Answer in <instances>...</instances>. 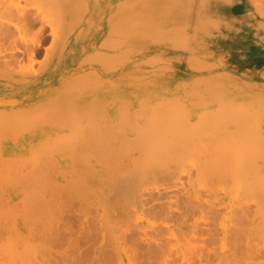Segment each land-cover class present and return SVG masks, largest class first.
<instances>
[{"label":"bare ground","instance_id":"bare-ground-1","mask_svg":"<svg viewBox=\"0 0 264 264\" xmlns=\"http://www.w3.org/2000/svg\"><path fill=\"white\" fill-rule=\"evenodd\" d=\"M7 1L8 0H3V2H1L0 1V3H3L4 4V2H6L7 3ZM15 1V0H14ZM13 0L11 1V2H14ZM21 1H23V0H21ZM26 1V0H25ZM24 1V2H25ZM31 0H29V1H26L27 3L28 2H30ZM35 1H36V4H35ZM42 1L43 0H41V2H40V0H32L31 2H33L32 4H30V3H25L26 5H25V7H27V11L28 12H25V9H23V8H25L23 5H24V2H23V4H22V6H21V9H23L22 11H21V13H28L29 14V7H28V5L30 6V10H32V11H34V8L33 7H35L37 10L39 9L40 10V8L42 7V8H44V9H46V7H44V5H42L43 3H42ZM115 1L116 0H46V2L49 4L48 6L49 7H53V6H55L54 7V9L52 8V10L51 11H54L53 13H58V11L59 10H57L56 11V8L58 7V9H60V7H61V9H60V11H59V13H61V14H63V17H65L67 14H68V12L70 11L71 13L69 14V15H71V14H73L74 15V13H76V15H74V18L75 19H73L72 21L74 22V24H72V21H67L66 19H65V21H64V23H62L61 21H63V20H60L61 18H58L57 20H55L54 22H56L55 24L57 25H59L60 26V24H62V25H64L63 27H61L60 26V28H63V30H61L60 29V32H59V34L61 33V35H60V37H58V38H60V39H58V42H62V40H63V43H61L60 42V46L57 44V43H54L55 41L54 40H52L54 37H55V33L54 32H50L51 30H49L48 31V27H49V22H46V24L48 25V27L46 26V24H45V22H44V20H45V17L42 19V20H40V18L39 19H37V18H35V16L38 14L37 13V11L35 10V12L37 13H35L34 12V14H36L33 18L31 17V16H29V15H25L24 13H23V15H21L20 14V16L18 15V10H20V7H18V6H20V5H18V6H16V5H14V7H12V6H7V5H1L0 4V41H2V43H0V56L1 57H3L2 59H1V57H0V94H13V93H15V91H17V93H20V92H22V90H24V88H22L20 85H16V86H7V85H4V84H2V81L3 80H5L6 78H11V80L14 82H16L17 80H21L22 82H24V81H27V79L25 80L24 78L26 77V75H27V72L28 71H30L29 69L28 70H26L27 69V66H29L32 62H33V60L36 58V57H38V55H39V53H41L40 52V48H42V46L44 45L43 44V41H44V39L43 38H45V36L47 35H49V40L51 41V44H49V45H52V46H49V47H45L44 46V48H46L44 51L48 54H46L44 51H42V53L44 54V59H45V55H46V59H47V63H49V61L51 60V55H50V53L51 54H54V56H55V54H56V56L58 55V52L57 53H53V50L54 51H58V50H55L54 49V47H56V44L59 46H57L56 48L57 49H59L60 47V50H61V53H60V50H59V56L62 58V60H66V61H70L73 57H74V55H75V51H76V49L78 48V46H77V44L78 43H80V41L83 39V35H85L86 34V30H87V26H89L90 27V19H88V20H86V17H87V14L88 13H90L91 15H97L100 19H99V31L100 32H102V25H103V23H108V34L106 33V35L108 36H99V41L101 42V44H102V46L104 45V43H107V44H105V49H104V51H101V52H99V51H94V52H99V53H97L96 54V56H97V59L99 60V64L101 63V65H99V66H102L104 63H106V66H107V68H105V67H103L105 70H107L108 69V67L110 68V69H108L112 74H113V76H110V78L107 80V82H106V86L110 89V91L112 92V94L110 95V102H109V99H106L104 102V105L99 109V110H101V111H99L98 113H99V116L97 115V118L99 119V120H96L95 118V120H91L90 118V120H91V122L92 121H94V123L97 125V124H99V122L101 121V120H103L104 119V117L103 116H107V114H108V117H109V114L110 115H116L117 113H120L121 112V109H117V107H118V103H119V98H118V96H117V89H118V81H117V69H118V67H121L123 64H124V62H123V64H121V65H119L118 66V59H120V58H118V56L119 55H123V54H121V52L122 51H120V54L118 55V52H117V45L119 44L120 45V43L122 44L123 42H125L126 44H124V45H126V47L128 46V48H126L127 49V51L126 50H123V52H124V57H125V52H127V53H129V52H133L132 50H134V49H130L131 47H132V45H130V47H129V44L128 43H132V41H131V38L132 39H139V35L140 34H138V36H135V35H137V33H139V30H140V32L141 31H143V32H145L144 34H147V35H145V37L147 36V38L152 34V32L150 33V31H154L153 29H147L148 27H150V24H148V22L149 21H151L152 19H154V16L155 17H157V18H159L160 16H162L161 18L163 19H161V20H159L158 22H157V20L156 21H154V20H152L151 22L153 23H157L158 25H159V22H160V25H161V23L162 24H164V21H168V20H170V21H168V22H171V23H169V27L168 28H170L171 26V29L173 28L174 29V27L175 28H177V31H178V29H179V27L181 28V34L177 37L176 35L175 36H172V38H169V40L167 41V43H169V41L171 42V43H173V41L175 40L174 38L176 37V38H178V42H180V46L181 47H183L184 48V50H182V52H185V54L187 55L186 57L185 56H183V57H181L180 56V52H178L177 50H176V48H175V46L173 45V44H171V46L172 47H170L169 45L170 44H167L169 47H160V46H153V48H152V52H153V54L155 55V57H156V60H157V63H159V65L160 66H158V67H155V68H159V67H161L160 69H162V73H164V74H166V76H168V77H170V76H172L173 75V73L175 72V70H177L178 68H180L181 67V59L183 58V62L184 63H190V62H192V61H189V60H191L190 58H193L192 60H197V57L199 58H203L204 60H203V62H200V61H197L198 63H194V64H198V65H196L197 67H195V66H193L191 69L192 70H194L195 68V70L194 71H196V70H199V68H200V70L199 71H203L204 69H207L206 67H203V66H208V67H211L212 66V68H213V66H217L218 67V69L221 71V73L220 72H218V73H220V76L223 74L224 76L225 75H227V76H231L233 79H235V80H246V81H257V80H260L262 77L264 78V0H167L166 2L168 3V7H166V5H164L163 7H162V5H160L161 7V10H162V8H164V7H166L165 9H163L164 10V15L166 14V12L167 11H170L168 14H166L165 16L164 15H162L163 13V10L161 11L160 10V8H159V6L158 7H156V9L157 8H159V10H160V12L162 13V14H160L159 13V11L158 10H156V11H158V13L156 12L155 13V11H154V14H152V12H151V10H150V15H153V16H150L148 13H146L145 11H148L149 10V8H151V6L148 4V2H146L145 4H143L142 3V6H141V4H140V8H141V10H144V8L145 9H148V10H145V11H141L140 10V8H139V10L138 9H136L137 11V13H138V11H139V15H137V13L135 14V13H132L131 15L133 16L134 14L135 15H137V17H141V16H143L144 15V12H145V14H148V15H146V17L147 18H145L143 21H140V22H142V23H139L138 21V24L136 23V25L138 26L139 24L140 25H142V29H136V30H138V31H134V29H135V27H133L134 25L133 24H135L134 22L135 21H133V23H132V21H131V23L130 24H132V30L134 31V34H133V31L131 30H129L128 29V27L127 26H129V25H127V24H129V22H127V17H128V15H127V17H126V19H125V17L124 16H120V18H119V16H118V11L119 10H116L115 8L111 11V12H109L108 14H107V16H106V20L104 19V15H105V13H106V8H105V4L106 5H108L109 4V2H112V3H115ZM122 1V0H121ZM137 1V0H136ZM139 1V0H138ZM137 1V5H138V3H140V2H138ZM10 2V1H9ZM16 2H18V0H16ZM39 2V3H38ZM126 2H127V0L126 1H124V4H126ZM135 2V1H134ZM20 3V2H19ZM69 4V5H67V7L69 6V7H72L74 10H73V13H72V10H69L68 8H66V4ZM119 3V2H118ZM121 3H123V2H121ZM129 3V2H128ZM13 4H15V3H13ZM17 4V3H16ZM39 4L41 5V7H39ZM56 4V5H55ZM120 4V3H119ZM124 4L122 5L123 7H121L120 5H117V6H120V8H122V9H126V11H128V9L133 5H130V7L128 8V6H127V8H126V6H124ZM155 4V3H154ZM154 4L152 5V8H153V10H154V7L156 6H154ZM51 5V6H50ZM134 5H136V3H134ZM145 5H147L148 7L146 8V6ZM32 6V7H31ZM116 6V8H118ZM145 6V7H144ZM150 6V7H149ZM18 9H17V8ZM144 7V8H143ZM32 8V9H31ZM131 8H133V6L131 7ZM143 8V9H142ZM44 9H41L42 11L44 10ZM122 9H120V10H122ZM124 9V10H125ZM38 10V11H39ZM40 10V11H41ZM123 10V11H124ZM40 11H39V15L41 14L40 13ZM74 11H77V12H74ZM171 11L172 12H176L178 15V17L180 18V20H179V23H177L176 21H178V17H177V19H167L168 17L170 18V16L172 15V13H171ZM121 11H119V13H120ZM125 12V11H124ZM130 12V11H129ZM140 12H143V15H142V13L140 14ZM20 13V12H19ZM33 13V12H32ZM32 15V14H31ZM57 15H59V14H57ZM72 15V16H73ZM130 15V16H131ZM134 15V16H135ZM160 15V16H159ZM26 16H28V17H26ZM76 16V17H75ZM131 16V17H132ZM175 16V15H174ZM18 17H22L21 18V21H23V23L21 22V27H20V25L19 26H17L18 25V23H16V21H18ZM24 17V18H23ZM26 17V18H25ZM30 17H31V19H30ZM152 18V19H150V18ZM165 17H166V20H165ZM35 18V19H34ZM72 18V17H71ZM122 18H123V20H125V21H123L122 20ZM25 19V20H24ZM37 19V20H36ZM56 19V18H55ZM76 19H77V23H76V25H75V21H76ZM133 19V18H132ZM150 19V20H149ZM39 20L41 21V23H39V24H41V26L38 24V22H39ZM120 20H122V21H120ZM149 20V21H148ZM61 22V23H59V22ZM67 21V22H66ZM106 21V22H105ZM162 21V22H161ZM121 22H122V24H121ZM125 24H124V23ZM145 22V23H144ZM156 23H155V25H156ZM167 22H165V25H162V28H163V26H165L166 27V24ZM175 23V24H174ZM20 24V23H19ZM149 26H148V25ZM172 24V25H171ZM173 24H174V27H173ZM176 24H179V26H176ZM44 25V26H43ZM75 26V29H77V31L78 32H80V34H78L77 36H76V38L72 41V42H70L69 44H65V42L67 41V40H65V38L64 39H62L61 40V36H62V34H63V37H65L66 35V33H67V31H73L74 30V27L72 28V26ZM121 25H125L124 27H122ZM144 25L147 27V28H145L144 27ZM46 26V28L44 29L43 27H45ZM68 26V27H67ZM64 27H65V29H64ZM69 27H71V29H69ZM119 28V30H118V28ZM127 27V28H126ZM139 27V26H138ZM161 27V26H160ZM20 28H22V29H20ZM67 28H68V30H67ZM121 28V29H120ZM122 28H124V31H123V29ZM129 28H130V26H129ZM134 28V29H133ZM144 28L145 29H147L148 30V32L149 33H146L147 32V30L146 31H144ZM150 28H152V27H150ZM24 29V30H23ZM50 29H51V27H50ZM73 29V30H72ZM127 29L129 30V32H126L127 31ZM26 30L28 31V33H29V35H28V33L26 32ZM45 30H47L48 31V33H47V31H46V33H43V32H45ZM65 30H67V31H65ZM119 32H118V31ZM164 30H165V28H164ZM180 30V29H179ZM63 33H62V32ZM123 31V32H122ZM169 31H172V30H169ZM174 31V30H173ZM135 32H137V33H135ZM70 33V32H69ZM119 34V35H117V34ZM154 33H157V32H153V35L155 36V34ZM21 34L22 35H24V37L23 38H25L26 36H28L29 37V39L26 37L25 38V40L23 39H21L22 37H21ZM58 34V35H59ZM68 34V33H67ZM127 34H128V37L130 38H126V36H127ZM143 34V35H144ZM148 34H150V35H148ZM57 35V36H58ZM69 35V34H68ZM121 35V36H120ZM123 35H126V36H123ZM131 35V36H130ZM132 35H133V37H132ZM152 35V36H153ZM168 35V37H169V34H167ZM171 35H173V34H171ZM79 36V37H78ZM121 37V39H120V37ZM135 36V37H134ZM152 36H150L151 38H152ZM21 37V38H20ZM31 37V38H30ZM62 37V38H63ZM67 37V36H66ZM138 37V38H137ZM157 37H158V40H157ZM122 38H124V39H122ZM150 38V39H151ZM159 38H160V40H159ZM46 39V38H45ZM129 40V42L127 41V40ZM149 39V40H150ZM152 39H154L153 41L155 42V44H157V43H159L160 41L161 42H163L165 39L164 38H161L159 35L158 36H156V37H154V38H152ZM156 39V40H155ZM163 39V40H162ZM174 39V40H173ZM18 40V41H17ZM28 40V41H27ZM65 40V41H64ZM117 40H118V43H117ZM173 40V41H172ZM4 41V42H3ZM19 41L20 42H22V41H24V42H22V43H24L25 44V42H26V44L24 45V44H21V43H19ZM48 41V40H47ZM56 41H57V39H56ZM159 41V42H158ZM175 41H177V39L175 40ZM174 41V42H175ZM19 44H18V43ZM44 42H46V40L44 41ZM52 42H53V44H52ZM68 42V41H67ZM66 42V43H67ZM128 42V43H127ZM139 42H142V41H139ZM157 42V43H156ZM4 43H6L5 45H4ZM16 43V44H15ZM50 43V42H49ZM133 43H135L134 41H133ZM143 43L145 44L146 42L145 41H143ZM148 43V42H147ZM164 44H166V40H165V42H163ZM2 44V45H1ZM24 45V47H23V50H20L19 52L18 51H14L13 49L14 48H16V47H18L19 45ZM43 44V45H42ZM47 44H48V42H47ZM47 44H45V45H47ZM61 44H63V47H62V45ZM101 44H99V45H101ZM117 44V45H116ZM144 44H140V46H138L139 44H137V46L138 47H135L136 48V50H137V48H138V50L140 51L141 49H139L140 47H142V48H145L146 49V47L144 46ZM149 44V43H148ZM152 44H153V42H152ZM160 44V43H159ZM8 45H10V46H8ZM16 45V46H15ZM20 45V46H21ZM42 45V46H41ZM54 45V46H53ZM99 45H97L98 46V48H99ZM118 45V46H119ZM161 45H163V44H161ZM2 46H4L5 48H6V46L8 47V49H11V50H8L7 48L5 49L4 47L2 48V49H5V50H7L8 52L9 51H11V52H9V53H7L6 52V54H5V52H4V50H3V52H4V54H3V52L1 53V47ZM13 46H15V47H13ZM92 46H93V44H92ZM11 47V48H10ZM52 47H53V50H52ZM133 47H134V45H133ZM175 49H174V48ZM44 48H42V49H44ZM20 49H22V47H20ZM51 51H49V50ZM100 49H101V47H100ZM103 49V48H102ZM128 49H130L129 51H128ZM15 50H19V48L18 49H15ZM47 50V51H46ZM119 50H120V48H119ZM50 52V53H49ZM93 52V53H94ZM136 52V51H135ZM92 53V54H93ZM42 54V55H43ZM131 53H129V55H130ZM4 55H5V57H4ZM41 55V54H40ZM95 55V54H94ZM131 55H133V54H131ZM134 55H135V53H134ZM48 56V57H47ZM84 55L82 54L81 56H80V58L82 59V57H83ZM89 57H91L92 58V56H90V54H89ZM120 57V56H119ZM127 57H129V56H127ZM185 57V58H184ZM85 58H87V57H85ZM94 58L95 57H93L92 58V62H91V64H93V61H94ZM189 58V59H188ZM43 61H41L40 60V62L39 63H43V65H44V63H45V60L43 59V56H42V58H41ZM48 59H50L49 61H48ZM52 59H53V57H52ZM54 59H57V58H55L54 57ZM90 59V58H89ZM128 58H126V60H127ZM184 59H188V61L187 60H184ZM86 60H88V58L87 59H85V61ZM121 60V59H120ZM148 60H151L150 58L148 59ZM194 60V61H195ZM89 61H91V59L89 60ZM206 61V63H204ZM35 62V61H34ZM34 62L32 63V65H35L34 64ZM51 62V61H50ZM56 62V61H55ZM54 62V63H55ZM73 62H75L74 60H73ZM82 62L85 64V62H84V60L82 59ZM129 62H130V60H129ZM154 63H155V61H153ZM37 63V62H36ZM82 63V64H83ZM94 63H96L95 61H94ZM128 63V62H127ZM193 63V62H192ZM78 64H80V65H82L81 64V61L80 62H78ZM78 64L76 65V67H79L78 66ZM97 64V63H96ZM134 64V63H133ZM147 64H149L150 65V63H147ZM191 64V63H190ZM190 64H187V65H189V66H191ZM47 64L45 63V65L44 66H46ZM153 65V64H152ZM43 66V67H44ZM199 66V67H198ZM54 67V66H53ZM88 67V66H87ZM71 68L73 69V65L71 66ZM153 69V70H156V69ZM198 68V69H197ZM32 69H33V67H32ZM38 70V68H35V70ZM100 69L102 70V68L100 67ZM104 69L102 70V71H104ZM159 69V70H160ZM209 69H211V68H209ZM34 70V71H35ZM36 70V74L37 73H39L40 71H41V69H40V71L38 72ZM158 70V69H157ZM189 70V69H188ZM72 71V70H71ZM193 71V72H194ZM86 72V73H85ZM90 70H88V72L86 71V70H83L81 73H80V75H82V77L83 78H85V79H87V76H85V75H87V74H89L88 76H89V78L88 79H91L90 78V76L91 75H93V74H90ZM94 72V71H93ZM93 72H91V73H93ZM29 73H31V74H33L32 73V71L31 72H29ZM34 73V74H35ZM228 73V74H227ZM33 74V75H34ZM65 74H67V66H65V67H63V68H61V69H59L58 71H57V73L54 75V76H50V75H47V76H44V77H42V78H39L38 80H37V82L35 83V87L38 85V87L41 85V86H49V85H54L55 83H57V81H58V83L60 82L61 84L63 83V81H66L65 79H64V76H65ZM95 74H96V72H95ZM154 74H158V72L157 73H152V74H150V75H154ZM186 74V73H185ZM230 74V75H229ZM188 75V74H187ZM219 75V74H218ZM218 75H217V73H215V75L213 74V75H211V78L212 79H210L209 80V77L207 76H205V78H206V80H205V82H210L211 80L213 81V78H214V76L215 77H218ZM254 75V76H253ZM28 76V75H27ZM73 76H75V77H73ZM71 78L72 79H74V80H71V81H73V83L70 81V79H69V81L71 82L70 84H72V85H70V84H68L70 87H72V88H69L68 87V85H67V88H66V85L65 84H62L60 87H62L63 85H65L62 89H59V91L61 90L63 93L65 92V93H67L68 92V90L69 91H73V89H75V92H76V88L78 87V86H81V87H85V85H86V87H87V85H90V83H82V85L81 84H79V83H81L80 81H77L76 79L78 78V76L77 75H73ZM94 76V75H93ZM98 75L96 74V77H97ZM125 76V75H124ZM165 75H164V77H166ZM210 76V75H209ZM219 76V77H220ZM12 77H13V79H12ZM95 77V78H96ZM218 77V78H219ZM221 77H223V76H221ZM221 77H220V79H221ZM201 78V77H200ZM207 78H208V81H207ZM16 79V80H15ZM24 79V80H23ZM88 79H87V81H88ZM199 79V78H198ZM7 80V79H6ZM79 80V79H78ZM97 81H99V76H98V79H96ZM96 80H95V82H96ZM102 80V79H101ZM195 80L197 81V79L195 78ZM11 81V82H12ZM20 81V82H21ZM69 81H67V82H65L66 84L69 82ZM89 81H93V79H91V80H89ZM106 81V80H105ZM201 81V82H200ZM203 80H199V84H204L203 82H202ZM182 82V81H181ZM214 82V83H213ZM212 83H213V88L215 87V85H217L216 83H215V81H213ZM219 82H221V81H219ZM174 83V82H173ZM183 83H185V82H183ZM206 83V84H207ZM253 83V82H252ZM78 84V85H77ZM98 84V83H97ZM104 84H105V82H104ZM215 84V85H214ZM231 83H229L228 84V87H231L232 86V84L230 85ZM74 85H76V87L74 86ZM101 85V84H100ZM99 85V86H100ZM175 85V84H174ZM180 85H182V84H179L177 87H175V89H178V88H180V89H183V87L185 86H183V87H181ZM212 85V84H211ZM167 86V85H166ZM227 86V85H226ZM234 86H236V85H234ZM250 86V85H249ZM95 87V86H94ZM164 88H165V86H163ZM206 87H207V85H206ZM220 87H222V86H220ZM80 88V87H79ZM79 88H77V90L79 89ZM96 88V87H95ZM167 88H169V87H167ZM208 88V87H207ZM216 88V87H215ZM234 88V87H233ZM66 89V91H64ZM191 89V88H190ZM221 89V88H220ZM81 90H83L82 88H81ZM81 90L79 89V91L78 92H80L81 93ZM215 90H217V89H215ZM238 90H239V88H238ZM170 91V90H169ZM225 91H226V89H225ZM264 91V90H263ZM62 92H59V93H56V94H61ZM174 92H176V91H174ZM227 92V91H226ZM260 92V91H259ZM258 92V93H259ZM62 93V94H63ZM185 92L184 91H182V93L181 94H184ZM188 92H187V90H186V93L185 94H187ZM198 93V92H197ZM153 94V93H152ZM164 94V93H163ZM193 94L195 95V93L193 92ZM244 94H245V92H244ZM35 94H28L27 96H24V93H23V95L22 96H20V97H18V98H16V101H14L13 103H12V105L10 106V107H14V108H19V107H21V106H26V105H31L32 104V108H37V111H36V113H35V116L33 117V118H37L38 119V117H41V121H42V119H43V122L41 123V121H40V123H41V125L42 124H48L49 122V125H51L52 126V124H51V121H52V119H53V121L54 120H56V119H60V117H62V115L61 114H63V112H65V111H62V112H60V109L58 110L57 109V111H56V109L55 110H53L54 109V107H53V105L55 104H51V105H47L48 106V108L46 107V105H44V107H46V109L48 110V113H46L45 111H43V110H46L45 108H43L42 107V109L40 108H38L39 107V105H40V103L39 104H37V102H36V97L34 96ZM155 95V94H154ZM152 95V97H153V100H154V97H157V95ZM161 95V94H160ZM179 95H180V93H178V97H179ZM187 95H190V93L189 94H187ZM187 95H186V97H187ZM246 95V94H245ZM191 96V95H190ZM189 96V97H190ZM199 96H201V95H199ZM215 96H219V98H220V95H217V93L215 94ZM221 96H222V94H221ZM247 96H248V94H247ZM261 96V95H260ZM149 97V96H148ZM172 97H174V96H172ZM171 97V98H172ZM177 96H176V99L178 98ZM197 96H195V98H196ZM205 97V96H204ZM207 97V96H206ZM210 97V96H209ZM248 97H250V96H248ZM255 97H257L256 95H255ZM262 97V96H261ZM260 97V98H261ZM162 98V97H161ZM164 98V97H163ZM165 98H167V100H165V101H163L162 103H161V108H159L160 106H158V105H156L159 101H158V99L160 100V97L158 96V99H155L154 100V102H153V100L151 101V100H149V102L148 103H150L151 102V105L153 104V103H155V101L157 102V103H155V105L154 106H158V107H152L153 109H150V111H152L153 113H154V111H155V114L157 113L156 112V109L157 108H159L161 111H159V109L157 110V111H159L155 116H157V115H160V114H164L165 115V113H164V111H165V105H163V104H165L164 102H167L166 103V108H167V111H169V110H171L172 109V111L174 110L173 109V101H171L170 102V100H168V98L169 97H165ZM171 98H169V99H171ZM175 98V97H174ZM184 98V97H183ZM190 98H192V96L190 97ZM208 98V97H207ZM214 98H216V97H214ZM244 98V97H243ZM246 98V97H245ZM144 99V103L146 102L147 103V101H148V99H146V98H143ZM143 99H141L142 100V104L140 105L139 104V102H141V100H139L138 101V104L140 105V107L142 108L143 106H144V108H145V106H146V108H148L149 109V106H150V104H148L147 103V105H144L143 104ZM173 99V98H172ZM171 99V100H172ZM180 99H182L181 97L178 99L179 101H180ZM185 100H186V98H184ZM184 99H182L183 101H185ZM193 99V98H192ZM257 99H259V98H256V100ZM261 99H264V97H262ZM261 99H259L260 100V104L261 105H264L262 102L264 101H262ZM227 101L226 102H228L229 101V103H230V101H233V100H228V99H226ZM162 101V100H161ZM178 101V102H179ZM187 101V100H186ZM193 101V100H192ZM216 101V100H215ZM221 101V100H220ZM170 102V103H169ZM174 102H177V101H174ZM177 102V103H178ZM206 102H208V101H206ZM257 102H259V101H257ZM129 103V102H128ZM145 103V104H146ZM172 103V104H171ZM180 103H182V101H180L179 102V105L178 106H180V105H183V103L182 104H180ZM187 103H188V101H187ZM200 104H202L201 103V101L199 102ZM219 103H221L222 104V101L221 102H219ZM239 103V102H238ZM7 104V103H6ZM37 104V105H36ZM49 104V103H48ZM169 104V105H168ZM172 106H171V105ZM176 103H174V105H175ZM199 104V105H200ZM209 104V103H208ZM207 104V105H208ZM220 104V105H221ZM236 104V103H235ZM9 105H10V103H9ZM80 105H84V102H80ZM143 105V106H142ZM190 105H193L194 106V101L193 102H191V104H188V106H190ZM204 105V104H203ZM203 105H200V107L202 106V108L204 107ZM220 105L218 106V107H220ZM225 105V104H224ZM239 105V104H238ZM240 105H242V104H240ZM252 105H254V104H252ZM257 106L259 105V104H256ZM261 105H259L258 106V108L261 106ZM55 106V105H54ZM71 106H73V104H71ZM148 106V107H147ZM168 106V107H167ZM171 106V107H170ZM175 106H177V104L175 105ZM247 106V105H246ZM257 106H256V111H259L258 110V108H257ZM50 107V108H49ZM55 107H60V106H55ZM138 107V109L139 110H137V111H135L137 114H139V111H141L140 109V107L139 106H137ZM163 107V108H162ZM183 107V106H182ZM191 107V106H190ZM190 107H188V108H190ZM222 107V106H221ZM221 107L220 108H218L219 109V112H218V110H217V116H219L220 117V115H221V117L224 115L223 114V110L221 111L220 109H221ZM234 107V106H233ZM232 107V105H231V108H228V109H230V111H228V109H227V111L228 112H231V111H233L234 110V108L236 109L235 110V112H231L232 113V115L234 114V116L233 117H227V113L225 112V117H226V120L228 121L229 120V122H231L232 120H233V122L232 123H234V119H235V121H237V123L239 124L240 122H245V123H243L242 125H244L243 127H242V129H243V131L242 132H240L241 130H238L239 132H235V128H237V129H240V127L238 128V127H235L234 129H231V130H233V133H228V130H229V128L228 127H231L232 125H230L226 120L224 121V123L222 122V121H220V123L222 124H220L219 123V125L221 126H219L220 128H221V130H223L224 132H226L225 134H227V135H225V137L223 138L224 140H225V138H227V141H225V143L227 142V143H229L230 141L228 140V137H231V136H233V137H235L236 138V136L238 135L237 133H239V135H240V137H238V138H240V140L238 139V140H234L235 138H233V144L234 143H236V144H240V142L241 141H243L242 143H244V141H246V143L245 144H247L248 143V140L250 139V138H252V137H250V136H254V135H251L252 134V131L251 130H249V128H248V125H249V122L250 121H248V122H246V121H242L241 120V118H243V117H240L241 115H239V114H242L243 116H245L243 113H242V111H238L237 109V107L235 106L234 108ZM250 109H248V110H246L247 112L248 111H250L251 109H252V107H250V106H248ZM8 108V107H7ZM31 108V111L33 110ZM53 108V109H52ZM61 109H62V107H60ZM80 108V107H79ZM127 108H129V106H127ZM143 108V111L142 112H145L144 110H146L147 111V109L145 108L144 109ZM171 108V109H170ZM174 108H178V107H174ZM187 108V109H188ZM194 108V107H193ZM241 108H243V107H241ZM244 108H246L247 109V107H245L244 106ZM243 108V109H244ZM261 108V107H260ZM22 109L24 110L23 112H25V115H27L28 114V112L27 111H29L30 109H28L27 107H21V108H19V109H17V110H12V112L14 111L15 113H13L12 114V112H10L13 116H14V114L16 115V114H18V110L19 111H21V113H23L22 112ZM28 109V110H27ZM49 109H52L51 110V113H53L54 111V114L56 113L57 114V112H58V114L59 115H56V116H58L57 118L56 117H54V118H52L51 116H48V115H43V117L45 118V116H46V120L44 121V118L42 117V116H39V115H42V111H43V113L44 114H49L50 112H49ZM67 109H69V108H67ZM124 109V108H123ZM126 109V108H125ZM163 109H164V111H163ZM180 109H181V107H180ZM179 109V110H180ZM186 108H183V109H181L180 110V113L179 114H181L182 113V115H185L184 114V112H181V111H183V110H185ZM195 109V108H194ZM46 110V111H47ZM98 110V109H97ZM135 110V109H134ZM178 110V111H179ZM215 110V111H216ZM261 111H264V108H263V106H262V108L260 109ZM1 111H2V109H1ZM0 111V113L2 114L3 112H4V114H7V112H5V111H3V112H1ZM39 111H40V114H39ZM53 111V112H52ZM69 111V112H68ZM96 111V110H95ZM95 111H93V113H95ZM124 111V110H123ZM125 111H127V112H125ZM124 112H125V114H129V115H126V117H128V116H130V114H131V111L130 112H128V110H125ZM185 111H187V110H185ZM237 111V112H236ZM253 113L255 112V114H254V116H257V114H256V111L254 110V109H252L251 110ZM17 112V113H16ZM124 112H121V113H123V115H122V118H123V116H124ZM160 112H162V113H160ZM174 112V111H173ZM173 112H171V111H169V117H172L173 115H172V113ZM177 112V110H175V112L174 113H176ZM198 112V111H197ZM201 112V111H200ZM213 112H214V110H213ZM221 112H222V114H221ZM239 112H241V113H239ZM30 113H33V112H30ZM39 114V115H36V114ZM61 113V114H60ZM66 113H68V115H69V113H72L70 110H67L64 114L65 115H63V116H65L64 118H66V117H68L67 116V114ZM153 113H151L150 112V114H149V116L151 115V114H153ZM160 113V114H159ZM249 113V115H250V112H248ZM253 113H251L252 115H253ZM11 114H8V116H9V120H10V116H12ZM87 114H90V113H88L87 112ZM170 114L172 115V116H170ZM238 114V115H237ZM24 115V114H23ZM22 116L21 114H20V116H19V114L17 115L18 117H19V119H20V117L22 116V118L24 117L25 119L22 121H17L18 122V124H17V122H16V120H17V118H16V120H15V122L16 123H12L13 125H15V127H17V126H23V125H25V124H27V123H29L30 122V120H32L33 121V119L31 118L34 114H29V115H31V117H29V118H26L27 116ZM50 115H52V114H50ZM61 115V116H60ZM72 115V114H71ZM73 115H74V113H73ZM85 115V114H84ZM164 115H163V117H164ZM175 115V114H174ZM187 115H189V109H188V113H187ZM199 116H200V118H199V120L201 119H203L202 121L203 122H207L208 121V124H207V126H209L210 128H214L215 127V125L216 124H214V122L215 121H212V123L210 122L211 120H210V118L211 117H209V119H208V117H207V115H206V118H204V116H205V114L204 113H199L198 114ZM214 115H215V113H214ZM8 116L7 115H3L1 118L3 119L4 117H5V120H7V118H8ZM16 116V117H17ZM38 116V117H37ZM54 116V115H53ZM60 116V117H59ZM89 116V115H88ZM121 116V115H120ZM136 116H138V115H136ZM144 116H146V115H144ZM143 116V117H144ZM149 116H146V117H148L147 119L148 120H150L151 121V123H152V120H153V118H150ZM153 116V115H152ZM155 116H153V117H155ZM160 116H162V115H160ZM167 116V115H166ZM165 116V117H166ZM236 116V117H235ZM262 116H263V118H264V115H261V118H260V115H259V119L261 120V122H260V120H259V124L260 123H263L264 121V119L262 118ZM15 117V116H14ZM14 117H12V120L14 119ZM93 117H96V116H93ZM159 117V116H158ZM157 117V118H158ZM162 117V120L159 118V120H160V122L158 121V120H156L157 118H155L154 120H156L157 122H159V127H162L161 126V123L163 124V126L164 127H169L168 125V122H167V117H166V120L164 119ZM178 117H179V115H178ZM178 117H177V119H178ZM183 117V118H182ZM198 117V116H197ZM225 117H223L222 119H225ZM238 117H239V120H238ZM246 117V116H245ZM244 117V118H245ZM47 118H50L49 120H48V122H47ZM56 118V119H55ZM63 118V117H62ZM62 118H61V121L59 120L58 122H62V124H63V126H64V121H65V123L67 122L68 123V121H70V119L68 120V118H66V119H64L63 118V121H62ZM85 119H87V120H82L84 123H85V121H86V123L84 124V123H81L80 125H79V120H77V119H75V118H73L75 121L77 120V124L75 125V121L73 122L72 120V122L73 123H71V124H73V126L70 124V123H66L67 125H68V129L70 128L69 127V125L70 126H72L75 130H72V132L71 133H76L75 135V137L76 138H78L79 137V139H77L76 140V138L74 137V136H65V138L64 139H66V142L67 143H64L63 144V142L61 143V141H60V144L61 145H68L67 146V151L68 150H70V149H74V148H70L69 146H72V144H74L75 146H76V144L79 146L80 144H82L81 146L83 147H81V146H77V148L76 149H78L77 151H74V152H72L71 150H70V152L71 153H75V155L74 154H69V153H67L68 155H67V163H68V165L70 166V171L68 172V176H70V174H71V176L69 177V181L65 178H62V176H64L63 175V173H65L66 174V172H63L62 173V171H65L64 170V168H65V166H66V162L63 160L64 159V157H63V159H62V157L61 156H56L55 157V161L52 159V157H51V159H52V161L50 160V161H48L50 158V156L48 157V155H49V153L50 152H52V150H49V152H48V150L45 148V147H43V152H39L40 154H41V157L39 156L38 158H37V160H36V158L34 159V161H33V163H32V166H31V169H33V170H31V169H28V168H26L27 170L24 172V173H22V175L23 174H26V173H30L31 171V173H33V177H30V179H29V177H28V179L26 178V177H22L21 176V174L19 173V172H13V170H9V171H7V173H9L10 172V176L11 175H13V176H11V178H12V181L15 179V181H18L17 180V178H19V182H21V180H23V183L21 182V184L23 185L22 186V188L24 189V188H31V187H33L34 185V187L33 188H39V186H40V189H41V192H39L40 191V189L38 190V192H36L35 194H37V195H33L32 197H28V200H26L27 198H26V195L27 194H29L28 192L27 193H25V195L24 196H22V199L25 201L26 200V202L23 204L24 205V207H22L23 209H24V213H26V212H29L30 211V214L32 215V213H34V212H31V211H33V210H36L38 213H39V211H42V210H40V209H42V207L44 206L43 204H45V201H48V202H46V205L44 206V207H46V208H44L43 207V209L45 210V211H42L43 213H42V216H43V214H45V213H47V212H49L48 214L49 215H45V216H50V213H51V211H52V206L50 207V204H52V203H54V199H53V197L51 198V197H49V199L47 200V199H43V200H41L42 199V194L44 195H51V193H53L54 192V190H56V192L58 191V189H60L59 187L62 185V183L60 182L59 184L57 183V182H54L53 181V179H51L52 178V176H53V178L57 175V178H58V181L59 180H64V182H66L68 185H70V182L72 183V182H74V180H70V178L71 179H75L76 177H74V176H76V173H77V171H78V173L80 174H83V176H85L84 178H85V180H84V182L82 181V180H80V179H82L83 178V176H81L82 178H80V176L79 175H77L78 177L77 178H80L79 180L80 181H82L81 183H82V187H84V186H88V185H90V186H94L93 188H107V190H106V192L108 193V194H110L109 195V197H110V199H107L106 200V202H105V204H103L102 203V205L104 206V209L102 208L101 210H106V208H105V206H111V204H114V207H113V209H112V206H111V208L109 209L110 211H111V209L112 210H115L114 212L115 213H117L116 215H118V216H116V217H114L115 219V221H114V223H113V218H112V220H111V217H109L111 214H110V212H108V211H106L107 212V214H110L109 216H108V218H110L109 220H110V222L111 223H113L114 225H115V229L117 228V234H118V236H117V238L115 239H113L114 241H115V244H117L118 245V249L121 251V252H124V255H125V253L126 254H128V252H130V254L128 255V256H130L131 257V259L133 260L134 258H136L135 257V255L134 254H136V255H138L137 256V258L139 257L140 259L142 258V259H144V260H142V261H140L139 260V258L137 259L138 261H135L134 262V260L133 261H131L132 263L134 262V263H139L140 264V262H142V264H143V262L145 261V260H147V261H145L147 264H264V156H250V155H247V157H246V154L247 153H249V148H251L252 146H250L249 148H247V146H245L248 150V152L246 151V148L244 149V146H243V148H241V146H238V147H240V148H238V147H235V148H238L239 150H237L236 149V152H239V153H234L235 155L237 154V156H233V153L231 154L230 152H229V150L230 149H228V152H229V154H231V156L229 155V154H226V155H229L230 157H227V156H225V155H222V156H212V155H210V153L209 152H211V151H215V150H217V151H219V149H217V148H219V147H223L222 149H224V146H222V145H220V146H218V147H216V146H214V147H212V148H210V145L209 144H207V142H204L205 144H204V148L206 149V150H209V152L208 153H206L205 152V154H204V151H206V150H204V149H202L201 150V147H200V152H201V154H202V156H196V154L199 152L198 150H196L195 148H193V150H192V152H194V153H196L195 152V150L196 151H198L195 155H194V153L192 154L191 152H190V154H189V152L187 151V146L186 147H184L185 146V144H184V142H186V141H188V139H189V141L188 142H191L190 144L189 143H187L186 142V145H189V147H191V146H193V143L194 142H197L196 140H194V137L193 138H191L192 136H194L195 134H197V136L195 137V138H197L198 137V139H199V133H195V132H192V135H191V137L190 138H188L189 137V135L187 136V134H189V132H186V134H185V128L187 127V125H190L191 127H187V131L189 130V131H193V130H195V131H197L198 129H199V132H200V137L202 136L203 137V139H202V137H201V139L202 140H200V141H204V139H205V135H207V133H210V131L208 130H206V124L204 123L203 124V122H201V120L200 121H196V123L197 122H199L198 124H196V125H199L200 124V122H201V124L202 125H199V126H201L202 128H200L199 126H195V125H193L194 127H197L196 129L193 127V129H191L192 128V125L191 124H188L189 123V121H188V119L190 118V116L188 117L187 116V120L186 119H184V116H181L180 117V124L178 125L177 123H179V122H176L175 124V126L174 127H177V128H175V133H179V132H181V133H179V135L181 136V137H179V135H178V133L177 134H175V135H177V136H175V139H177V138H180V140H175V141H179V143H177V142H175V145H176V143H177V145H182V144H180V142L182 143L183 142V144H184V146H177V148H179V147H182L181 148V154L178 152V151H176L175 150V152L174 153H176V152H178L177 153V155L175 154V156H173L172 154V152H170V150L173 148L172 146H169V144H170V142H167V141H171V139L173 138V135L172 136H170V134L171 133H168L167 131H169V132H173V131H171L172 130V128H173V123H172V120H170V119H168L169 121H171V122H169L171 125H172V128L171 127H169V129L171 128V130H168V128H167V130H165V132H166V134L164 133V130H162V128L164 129V127H162V128H156L157 130H158V132L156 133V130L154 129L156 126H158V125H156L155 127L154 126H152L153 125V123L152 124H150V123H148L150 126H152V128H153V130L155 131V133L157 134H155V133H153L154 131L152 130V129H150L149 128V126H148V124L145 122V125L141 122V120L143 121V120H145V118L144 119H141L142 118V116H139V118H138V120H140V122L138 121V126H137V124H135V126H134V124H132L133 122H135V120L133 121H130L131 119L130 118H132L131 116L130 117H128V119L126 118L125 120L126 121H124V123L125 122H127V125H128V121H130L129 122V125H130V123L133 125V128H131V129H135V127H136V130H134L135 131V133H136V131H139V134L141 133V134H143V135H141L143 138H141V140L142 139H145L144 138V136L146 137V140H147V136L148 135H153V134H155L156 136L154 137V138H163L162 139V141H164V139H165V136L168 134V136H170L171 137V139H170V137H169V140H168V137L166 136V142L164 141V142H162V141H159L160 139H158V141L159 142H161V143H159V144H157V141H156V144H153V145H159L158 147H160L161 148V146H162V150L160 151V150H158L157 151V149H160V148H158L157 146H154V148H157L156 149V154H155V149L153 150L152 148H151V146H153V145H150V144H152L154 141H155V139H153V137H152V139H151V142L150 143H148L147 144V141H150L149 139L147 140V141H145V140H143V141H145L144 143H143V145H145L146 144V146L147 147H143L144 148V150L142 149V148H140V149H138L139 151H138V153L139 152H146L147 153V151H148V154H149V156L147 155V156H144L146 153H144L143 152V156L141 155V154H139L140 156H138V155H135V154H133L134 152V146L132 145L133 143L131 142V145H132V148H131V146H130V144H127V146L129 145V147L128 148H126L125 147V149H124V147H123V152L126 154V155H124L122 152H118V154L119 153H121V154H123V155H121L120 156V154L118 155L116 152L118 151L117 149V151H112L113 150V147H107V149H108V151H109V149H110V151H112V152H114V154L116 153L117 154V157H115V155H111L112 153L111 152H108L107 150V153L105 152V153H103L104 151H105V146L106 145H102L101 143H103L104 144V142L102 141H98V144L96 145V142H92V141H90L91 143H93V145L92 144H90L89 142H88V140L85 138L86 137V134H84V138L83 137H81V136H83V134H82V131H81V128H83V127H85V125L86 124H88V123H90V120L88 119V118H86V116L84 117ZM150 118V119H149ZM175 118H176V116H175ZM181 118H182V122H185V127L183 126L184 124H182V122H181ZM186 118V117H185ZM228 118V119H227ZM30 119V120H29ZM35 120L34 122L36 123L38 120ZM124 119V118H123ZM133 119V118H132ZM146 119V120H147ZM172 119V118H171ZM177 119H175V121L177 120ZM197 119V118H196ZM205 119V120H204ZM208 119V120H207ZM222 119H220V120H222ZM256 119V118H255ZM254 119V121L256 122H258V120H255ZM1 120V119H0ZM4 120V119H3ZM2 120V121H3ZM26 120H29L28 122L26 121ZM67 120V121H66ZM89 120V121H88ZM115 120H117V119H115ZM147 120V121H148ZM165 120V122L163 123V121ZM185 120V121H184ZM207 120V121H206ZM245 120V119H244ZM1 121V122H2ZM8 121V120H7ZM6 121V122H7ZM25 121V122H24ZM31 121V122H32ZM57 121V120H56ZM79 121V122H78ZM97 121H98V123H97ZM110 121V120H109ZM149 121V122H150ZM156 121H155V123H154V125L155 124H157L156 123ZM162 121V122H161ZM179 121V120H178ZM6 122H4L3 121V123H6ZM14 122V121H13ZM19 122L22 124V122H23V125H20L19 124ZM27 122V123H26ZM30 122V123H31ZM33 122V123H34ZM44 122H46V123H44ZM108 122V121H107ZM117 122H118V120H117ZM121 122H123V121H121ZM120 122V123H121ZM154 122V121H153ZM188 122V123H187ZM194 122H195V120H194ZM194 122L192 123V124H194ZM210 122V123H209ZM252 122H253V120H252ZM252 122H250V123H252ZM255 122L253 123V124H255ZM3 123H1L0 125H2ZM10 123H11V120H10ZM25 123V124H24ZM29 123V124H30ZM33 123H31L32 125H29V124H27L26 125V127H28V126H30V127H32V126H34L33 125ZM53 123H55V122H53ZM57 123V122H56ZM104 123V122H103ZM102 122H101V127H102V124H103ZM167 124V126H165L166 124ZM216 123V122H215ZM226 123H228L229 125H227L228 127V130H226L225 128H226V126H225V128H224V124H226ZM247 123V125H245ZM8 124H9V122H8ZM8 124H5V126L7 125L8 126ZM17 124V125H16ZM37 124H39V123H36L35 125H37ZM59 124V125H58ZM60 124L61 123H57V125L56 126H59L60 128L59 129H61V128H63V126L61 127L60 126ZM105 124V123H104ZM103 124V125H104ZM116 124V123H115ZM141 124V125H140ZM147 124V125H146ZM165 124V125H164ZM181 124H182V128H179V130H178V127H181ZM187 124V125H186ZM214 124V125H213ZM235 124V123H234ZM12 125V126H13ZM40 125V124H39ZM38 125V126H39ZM55 125V124H54ZM81 125H82V127H81ZM117 126H116V128L115 129H118L119 127H121V128H119V130L121 129H124L125 130V128L124 127H122V125L121 126H119L120 124H119V122H118V124H116ZM144 129V126L146 127L144 130L145 131H148V132H150L148 135H147V133H146V135L143 133V129L142 128H140V126ZM144 125V126H143ZM257 126H259L258 124H256ZM3 126V125H2ZM2 126H0V127H2ZM47 126V125H46ZM50 126V127H51ZM75 126H76V128H75ZM78 126V127H77ZM107 126H108V123H107ZM236 126V125H235ZM255 126V125H254ZM4 127V126H3ZM11 127V126H10ZM9 127V128H10ZM19 127H17V128H19ZM86 127H87V125H86ZM85 127V128H86ZM100 127V128H101ZM108 127H111V126H108ZM128 127V126H127ZM203 127H204V129H203ZM222 127H223V129H222ZM234 127V126H233ZM7 128V127H6ZM21 128V127H20ZM58 128V127H57ZM72 128V129H73ZM91 128V127H90ZM97 128V127H96ZM96 128L94 127H92L90 130L91 131H94V132H100V133H94L95 135L97 134H99L98 136H100V134H102L103 133V131L105 130H101L100 131V128L98 127V130L96 131ZM102 128H104V127H102ZM112 129H113V126L111 127ZM111 128H107V129H109L108 131L106 130L104 133H106L107 132V136H109V134L108 133H115V138L113 137V139L110 137V138H108V139H112L113 141L114 140H117L118 138V140L117 141H121V136L120 135H117V132H120V131H118V130H116V132H115V129H113L114 131L112 132V129ZM129 128V127H128ZM139 128V129H138ZM189 128V129H188ZM209 128V129H210ZM212 128V129H213ZM219 128V129H220ZM245 128V129H244ZM262 128V127H261ZM84 129V128H83ZM93 129H95V130H93ZM111 129V130H110ZM138 129V130H137ZM147 129V130H146ZM150 129V130H149ZM166 129V128H165ZM176 129L178 130L177 132H176ZM180 129H183L184 130V132L183 131H181ZM200 129H202L203 131L204 130H206L207 131V133H206V131H204L206 134H202V133H204L203 131H200ZM211 129V130H212ZM217 130H218V128H216ZM216 129H213L214 130V133L215 132H217V130ZM28 130V129H27ZM27 130H26V132H27ZM34 130V129H33ZM124 130H122V131H124ZM151 130H152V132H151ZM161 130V131H160ZM244 130H246V131H244ZM260 130V129H259ZM23 131V130H22ZM75 131V132H74ZM88 131H89V129H88ZM89 132V134H92L93 132ZM111 131V132H110ZM163 131V132H162ZM248 131H250L251 132V134L248 132ZM8 132V131H7ZM19 131H17V133H18ZM41 132V131H40ZM81 132V133H80ZM202 132V133H201ZM213 131H211V133H212ZM235 132V133H234ZM244 132H245V135H243L244 134ZM261 132V131H260ZM22 133V132H21ZM23 133H25V131L23 132ZM78 133H80V135L78 134ZM103 133V134H104ZM131 133H132V131H131ZM130 133V134H131ZM152 133V134H151ZM159 133V134H158ZM162 133V134H161ZM193 133H195V134H193ZM213 133V134H214ZM248 133V134H247ZM264 133V132H263ZM10 134V133H9ZM79 136H78V135ZM88 134V133H87ZM88 134V135H89ZM165 134V135H164ZM173 134V133H172ZM186 135V136H184V135ZM202 134V135H201ZM215 134H217V135H215V136H220L219 135V133H215ZM223 134V133H222ZM221 134V136H223ZM233 134V135H232ZM236 134V135H235ZM5 135V134H4ZM7 135V134H6ZM16 135V134H15ZM93 135V134H92ZM112 135V134H111ZM126 135V134H125ZM164 135V136H163ZM210 135H212V134H210ZM229 135H231V136H229ZM238 135V136H239ZM248 135V136H247ZM257 135H261V134H259V133H257ZM1 136H2V134H1ZM0 136V137H1ZM64 136H62V138H60V137H58V139H56V137H55V139H54V142L56 143H58L59 141V139H63V137ZM94 136V135H93ZM102 136V135H101ZM105 136V135H104ZM117 136H120V137H117ZM124 136V135H123ZM123 136H122V139H123ZM151 136H149V138H151ZM154 136V135H153ZM163 136V137H162ZM184 136V138L182 139V137ZM241 136L242 137H244V138H241ZM246 136L249 138V139H247L246 138ZM16 137V136H15ZM72 137L74 138L73 139V141H72ZM185 137L187 138L186 139V141H185ZM207 137V136H206ZM211 137H214V135H212ZM216 137V138H217ZM5 138V137H4ZM54 138V137H53ZM68 138V139H67ZM80 138H81V140H80ZM88 138H89V136H88ZM140 138V137H139ZM157 138H156V140H157ZM254 138L255 139H257L255 136H254ZM254 138H252V139H250L251 141L252 140H254L253 142H251L252 144H254V146H256L257 147V145H260L262 142H256V141H258V140H255ZM86 139V140H85ZM191 139H192V141L194 140V142L192 143V141H191ZM197 139V140H198ZM222 139V140H223ZM246 139V140H245ZM70 140H71V142H70ZM76 140V141H75ZM79 140V141H78ZM82 140H84V142H82ZM112 140L110 141V143L112 142ZM152 140H154V141H152ZM184 140V141H183ZM215 140H218L219 141V139L217 138V139H215ZM224 140L221 142V143H224ZM12 141H15V140H13L12 139ZM126 141V140H125ZM125 141H121L122 143H125ZM139 141V140H138ZM137 141V142H138ZM143 141H139L141 144H142V142ZM173 141V140H172ZM205 141H206V139H205ZM213 141H214V138H213ZM240 141V142H239ZM64 142H65V140H64ZM72 143V144H70V143ZM77 142V143H76ZM80 142V143H79ZM86 142V143H85ZM101 142V143H100ZM109 142V141H108ZM115 143H116V141H114ZM119 143V144H121V145H123L122 143ZM138 142V143H139ZM217 142V141H216ZM257 144H256V143ZM56 143V146L58 147V144ZM155 143V142H154ZM163 143H164V145L166 146H164L163 145ZM208 143H211V141H208ZM226 143V144H227ZM231 143V142H230ZM250 143V142H249ZM248 143V144H249ZM250 143V144H251ZM259 143V144H258ZM59 144V146H61ZM83 144H85L84 146H83ZM100 144V145H99ZM126 144H124L123 146H126ZM140 144V145H141ZM173 144V142L171 143V145ZM192 144V145H191ZM225 144V145H226ZM236 144H234V145H236ZM247 144V145H248ZM249 144V145H250ZM55 145V144H54ZM90 146L91 145V148L90 147H87V146ZM97 147H96V146ZM102 145V146H101ZM108 145V144H107ZM114 145V143L112 142V146ZM194 145H196V143L194 144ZM206 145H208V147L206 146ZM248 145V146H249ZM262 145H263V143H262ZM261 145V146H262ZM87 148H86V147ZM93 146V147H92ZM99 146H101L100 147V149L103 147V149H101V150H99ZM142 146V145H141ZM167 146H169L168 148H169V153H164V151H165V149H166V151L168 150V148H167ZM237 146V145H236ZM253 146V147H254ZM260 146V147H261ZM47 147V146H46ZM116 147V146H115ZM134 147V148H133ZM165 147V148H164ZM216 147V149H214ZM256 147H254L253 148V150H255L256 149ZM259 147V146H258ZM257 147V148H258ZM264 147V146H263ZM30 148V147H29ZM42 148V147H41ZM44 148L46 149V150H44ZM64 148V147H63ZM68 148H70V149H68ZM80 148V149H79ZM83 150H82V149ZM89 148V149H88ZM145 148H150V150H147V151H145ZM164 148V149H163ZM183 148H185V151H187L186 153H188L189 155H186V153H185V151L183 152ZM208 148V149H207ZM28 149V148H27ZM53 149V148H52ZM55 149V148H54ZM60 149V148H59ZM65 149V148H64ZM87 149H88V151H87ZM95 149H97L98 151L96 152V150ZM128 149V150H127ZM131 149H133V150H131ZM137 148H135V150H136ZM141 149L143 150V151H141ZM153 150V152H154V154L155 155H153V153H150L152 150ZM175 149H176V147H175ZM189 149V148H188ZM212 149H214V150H212ZM226 149V150H227ZM243 150L242 151V153L240 152L241 150ZM56 150V149H55ZM81 150V151H80ZM94 151V153H92L93 151ZM173 150V149H172ZM178 150V149H177ZM262 150V149H261ZM261 150H260V152H261ZM264 150V149H263ZM30 151V150H29ZM47 151V152H46ZM60 151H63L62 149H60ZM91 151V152H90ZM100 151V153H98ZM101 151H102V153H101ZM119 151H121V150H119ZM130 151V152H129ZM137 151V150H136ZM179 151H180V149H179ZM190 151V150H189ZM216 151V152H217ZM221 151V150H220ZM235 151V150H234ZM245 151V152H244ZM256 151V150H255ZM257 151H259V149L257 150ZM76 152H80V153H82L80 156H83L84 154L83 153H88V152H90V153H92L95 157H97L98 156V158H96L95 159V166H93V168H91V167H89L90 166V164L88 163V162H86V165H88V166H86V167H88L89 168V170L87 169V171H83V169H81V167L83 166V162H81L80 161V156L78 155H76ZM161 152H163V155H162V153ZM183 152V153H182ZM259 152V153H260ZM43 153V154H42ZM46 154V156L47 157H45L44 156V158H43V155H45ZM47 153H48V155H47ZM77 153V154H78ZM79 153V154H80ZM111 153V154H110ZM137 153V154H138ZM158 153V154H157ZM160 153V154H159ZM172 153V154H171ZM227 153V152H226ZM243 154L242 156L241 155H239V154ZM258 153V152H257ZM39 154V155H40ZM62 154V153H61ZM98 154V155H97ZM100 154V155H99ZM101 154H102V156H101ZM106 154H110L112 157H110L109 155L108 156H105ZM150 154H152V156L150 155ZM167 154H170V157H168L167 156ZM207 154V155H206ZM220 154V153H219ZM225 154V153H224ZM262 154H263V152H262ZM69 155H70V157H69ZM87 155V154H86ZM104 155V156H103ZM157 155V156H156ZM159 155H160V157H159ZM163 157H162V156ZM164 155H165V157H164ZM171 155L173 156V157H171ZM179 155V156H178ZM181 155V156H180ZM184 155V156H183ZM186 155V156H185ZM197 155H199V153L197 154ZM239 155V156H238ZM35 156V155H34ZM62 156H63V154H62ZM1 157V156H0ZM69 157V158H68ZM73 157H76V158H74L73 159ZM77 157H80V158H77ZM92 157V156H91ZM9 157H7V159H8ZM13 158V157H12ZM42 160V162L41 161H39L40 159ZM49 158V159H48ZM0 159H2V158H0ZM4 160L6 159V157H4L3 158ZM7 159L5 160V163H4V165L6 164V162H8L7 161ZM10 159V158H9ZM16 159V158H15ZM39 159V160H38ZM45 159V160H44ZM47 159V160H46ZM3 160V161H4ZM25 160V159H24ZM94 160V159H93ZM1 162H2V160H0ZM18 161V160H17ZM44 161V162H43ZM46 161V162H45ZM85 161V160H84ZM0 162V165H1V168H0V171L2 170L3 172H4V169H7L6 167H4V169H3V167H2V163ZM15 162V161H14ZM23 162V161H22ZM36 162H39V163H37L36 164ZM49 162H52V163H55V165H56V168H55V166H53L51 163H49ZM77 162H79V164L77 163ZM28 163V162H27ZM41 163V164H40ZM43 163L45 164V167H43L44 165H43ZM48 163V164H47ZM76 165H75V164ZM23 164H25V163H23ZM39 164L40 165H42V167L40 168V169H37V168H39ZM50 164V165H49ZM82 164V165H81ZM34 165H36V166H34ZM52 165V169L51 168H48V170L49 169H51V171L49 170V172L50 173H52V171L54 172V173H52V175H51V177L50 176H48V177H46L47 175H50L49 173H48V171L47 172H45L44 173V169L46 170V166L47 167H50ZM78 165H80V166H78ZM27 166H29V165H27ZM74 166H78L79 167V170H78V168L77 167H74ZM91 166H92V164H91ZM12 167V166H11ZM11 167H10V169H11ZM13 167H14V165H13ZM16 167V166H15ZM30 167V166H29ZM53 167H54V169H53ZM72 167H74V168H72ZM36 169V170H35ZM68 169V168H67ZM75 169H76V171H75ZM90 169H91V171H90ZM17 170V169H16ZM29 170H31V171H29ZM35 170V171H34ZM39 170H41V171H39ZM80 170H82L81 172H80ZM104 170H108L107 172H106V174L108 173L109 174V176L108 175H103L102 173L103 172H105ZM1 171V172H2ZM6 171V170H5ZM18 171H19V169H18ZM88 171H89V173H88ZM2 172V173H3ZM34 172H37V173H40V172H43V176H41V174L42 173H40V174H36V173H34ZM73 174H72V173ZM85 172V173H84ZM87 172V173H86ZM12 173V174H11ZM13 173H16V174H18V175H14ZM4 174H5V172H4ZM34 174H35V176H37V178L34 176ZM80 174V175H81ZM38 175H40V176H38ZM21 176V177H20ZM17 177V178H16ZM39 177V178H38ZM42 177L44 178V179H42ZM45 177H46V181L44 182V180H45ZM14 178V179H13ZM21 178V179H20ZM23 178V179H22ZM24 178H25V180H24ZM31 178L33 179V180H35V181H31ZM36 178V179H35ZM77 178L75 179V180H77ZM27 179V180H26ZM42 179V181H40V180ZM50 179V180H49ZM55 179V178H54ZM39 180V181H38ZM51 180H52V182H51ZM15 181H13V182H15ZM25 181H28V182H26V183H24ZM36 181L37 182H39L38 184L36 183ZM56 181V180H55ZM68 181V182H67ZM29 182H33L32 184L31 183H29ZM41 182L44 184L43 186L41 185ZM47 182H50V184L48 183L47 184ZM53 182H54V184H53ZM63 182V184H64V186L65 187H69V186H66V184ZM78 181H76V183H77ZM95 182V183H94ZM36 183V184H35ZM45 183H46V185H48V186H51V188H55V186L54 185H56V187L57 188H55V189H51V188H49V191H46V188H47V190H48V187L45 185ZM52 183V184H51ZM75 183V182H74ZM74 183H72L71 185H70V187L71 188H77V186L78 185H80V183L78 184L77 183V185L76 184H74ZM26 184V185H25ZM40 184V185H39ZM95 184V185H94ZM98 184V185H97ZM1 186H2V188H3V185L2 184H0ZM25 185V186H24ZM30 185H31V187H30ZM38 185V186H37ZM97 185V186H96ZM37 186V187H36ZM63 185L61 186V191H63V188L62 187H64ZM81 186H79L78 188H81ZM64 187V188H65ZM70 187L68 188V190L67 191H69V192H71L70 191ZM5 188V187H4ZM3 188V189H4ZM21 188V189H22ZM43 188V189H42ZM67 188H65L64 190H66ZM88 188V187H87ZM93 188H91V189H93ZM22 189V190H23ZM45 189V190H44ZM72 189V190H73ZM29 190V189H28ZM60 190L57 192V193H60L59 195H57V194H55L54 195V193L52 194V196H55V197H58V196H60L61 195V192H60ZM94 190V189H93ZM21 191V190H20ZM35 191V190H34ZM42 191H43V193H42ZM53 191V192H52ZM87 191V190H86ZM55 192V193H56ZM69 192H66L67 194L69 193ZM77 192V191H76ZM96 192H98L97 190H96ZM32 193V192H31ZM84 193H89V192H84ZM90 193H92V192H90ZM98 193H101V191H99ZM85 194V195H86ZM1 195V194H0ZM41 195V196H40ZM57 195V196H56ZM83 195V194H82ZM36 196H37V198H38V200H39V202H38V200L36 199ZM39 196V197H38ZM89 196V195H88ZM88 196H87V198H88ZM95 195H93V197H94ZM101 196H102V194H101ZM105 196V195H104ZM104 196H102L103 198H104ZM24 197V198H23ZM86 197V196H85ZM97 197V196H96ZM0 198H4V197H0ZM32 198V199H31ZM35 198V199H34ZM84 198V197H83ZM106 198V197H105ZM90 199V198H89ZM96 199V198H95ZM94 199V200H95ZM17 200H19V198L17 199ZM16 200V201H17ZM22 200V201H23ZM30 200V202H28ZM37 200V201H36ZM53 201V202H51V201ZM56 200H57V198H56ZM91 200V199H90ZM3 201L5 202V200L3 199ZM2 201V204H4V202ZM15 201V202H16ZM20 201V200H19ZM18 201V202H19ZM36 202L35 204L37 205H35L34 203V205H32V202ZM44 201V202H43ZM50 201V202H49ZM65 201V200H64ZM28 202V203H27ZM43 202V204H41ZM61 203H62V201H60ZM84 202H86V201H84ZM88 202V201H87ZM90 202V201H89ZM95 202H97V201H95ZM31 203V204H30ZM28 204V205H27ZM43 205V206H41V205ZM49 204V205H48ZM55 204V203H54ZM98 204H99V201H98V203H97V206H98ZM5 205L6 204H4V206H2L0 209H2L3 207L4 208H6L7 209V207H5ZM27 206V207H26ZM33 206V207H32ZM36 206V207H35ZM40 207V209H39V207ZM67 206V205H66ZM119 207L118 209H117V212H116V209H115V207ZM20 207V208H21ZM27 209H26V208ZM29 207V208H28ZM30 207L33 209V210H31L30 209ZM38 207V208H37ZM49 207V208H48ZM62 207V206H61ZM87 207V206H86ZM85 207V208H86ZM3 208V209H4ZM15 208V207H14ZM14 208H12L13 210H14V214L15 215H18L20 212H16L15 210L16 209H14ZM21 208V209H22ZM49 210H48V209ZM6 209H4V210H6ZM12 209H8L7 211H10L9 212V214L10 213H13V211H12ZM60 209V208H59ZM84 209V208H83ZM39 210V211H38ZM46 210H48L47 212H46ZM1 211H3V210H1ZM0 211V212H1ZM12 211V212H11ZM19 211H20V209H19ZM61 211V210H60ZM37 212H35L36 213V215L38 214ZM104 212V211H103ZM1 213H4V215L7 213L8 214V212H1ZM1 213H0V216H1ZM17 213V214H16ZM24 213H21V214H24ZM34 213V214H35ZM111 213H112V211H111ZM9 214H8V216H9ZM13 214V215H14ZM28 214V213H27ZM33 214V215H34ZM40 214V213H39ZM57 214V213H56ZM4 215H2V216H4ZM36 215H34V216H36ZM99 215V214H98ZM8 216H7V218H8ZM33 216V217H34ZM41 216V217H42ZM54 216V215H53ZM57 216H58V214H57ZM107 216V215H106ZM112 216V215H111ZM9 217H11V215L9 216ZM21 217H23V216H21ZM29 217V216H28ZM52 217V216H51ZM1 218V217H0ZM6 218V219H7ZM25 218V217H24ZM58 218V217H57ZM93 218H94V216H93ZM102 218V217H101ZM105 217H103L100 221V224H102V221H103V219H104ZM2 219H4V218H2ZM106 219V218H105ZM27 220V219H26ZM55 220H57V219H55ZM1 221H3V220H1ZM0 221V222H1ZM33 221V220H32ZM47 220H45V222H46ZM52 222V221H51ZM48 223L49 225H50V227L53 225V223ZM55 222V221H54ZM107 221H105V223H106ZM0 224H2V223H0ZM40 224H42V223H40ZM47 224V222H46V225H48ZM44 225V221H43V224H42V226ZM105 224H102V228H103V226H104ZM114 225H112V227L114 226ZM33 226V225H32ZM54 226V225H53ZM84 226V225H83ZM118 226V227H117ZM2 227H4V226H2ZM62 227V226H61ZM5 228H7V226L6 227H4V229H3V231L5 230ZM42 228V227H41ZM49 228V227H48ZM47 227L45 228V225H44V227L42 228V230L44 229H48ZM59 228V227H58ZM104 228H105V230H106V226H104ZM103 228V229H104ZM49 229H51V230H53L52 228H49ZM87 229H88V227H87ZM87 229H86V231H87ZM101 229V228H100ZM1 230V229H0ZM41 230V229H40ZM41 230V231H42ZM60 230V229H59ZM98 230V229H97ZM2 231V230H1ZM0 231V232H1ZM39 231V230H38ZM40 231V232H41ZM101 231H102V229H101ZM40 232L38 233V234H40ZM92 232V231H91ZM105 232V231H104ZM28 233V232H27ZM53 233V232H52ZM51 233V234H52ZM100 233V232H99ZM108 234V231L106 230V235ZM117 234H115V235H117ZM31 235H33V233L31 234ZM48 235V234H47ZM110 234H108L107 235V237L109 236ZM1 236V235H0ZM39 236H41V237H43L42 236V234H40ZM46 236V235H45ZM104 236V235H103ZM6 236H4V238H5ZM18 237V236H17ZM30 237V236H29ZM47 238H42V239H40V240H42V241H44V242H49L47 239H51V238H49L48 236H46ZM56 238H57V236H55ZM116 237V236H115ZM32 238V237H31ZM40 238V237H39ZM109 238V237H108ZM110 238H111V236H110ZM1 240V239H0ZM12 240H13V238H12ZM47 240V241H46ZM107 240V239H106ZM112 239H110L109 240V242L111 241ZM15 241V240H14ZM51 241V240H50ZM108 241V240H107ZM27 242V241H26ZM25 242V243H26ZM31 242V241H30ZM16 243V242H15ZM15 243H13L14 245L13 246H17ZM53 243V242H52ZM111 243V242H110ZM109 243V244H110ZM18 244V243H17ZM73 244V243H72ZM26 245H27V243H26ZM28 245H29V243H28ZM41 245V244H40ZM39 245V246H40ZM43 245V244H42ZM49 245V244H48ZM12 246V245H11ZM51 246V245H50ZM111 246H112V243H111ZM33 246H31L30 248H32ZM37 247V246H36ZM35 247V245H34V248H36ZM42 247V246H41ZM52 247V246H51ZM110 247V246H109ZM2 248H3V246H2ZM23 248V247H22ZM29 248V249H30ZM113 248V247H112ZM0 249H1V246H0ZM9 249V248H8ZM8 249L6 250V248L5 249H3V250H6V251H8ZM18 249V248H17ZM26 249V248H25ZM33 249V248H32ZM37 249V248H36ZM51 249V248H50ZM53 250H54V248H52ZM103 249V248H102ZM101 249V250H102ZM10 250V249H9ZM38 250V249H37ZM45 250V249H44ZM43 250V251H44ZM113 250V249H112ZM34 251V252H33ZM32 252H30L32 255L33 254H35L36 253V251L35 250H33ZM118 251V250H117ZM115 252V253H118V252ZM119 251V252H120ZM1 252H2V250H1ZM1 252H0V263H3V262H5V260H9L10 261V263H12L11 261H15L16 259V257L17 256H19V255H17V254H2L1 255ZM16 252H18V250L17 251H15V252H12V253H16ZM21 252V251H20ZM51 252V251H50ZM49 252V253H50ZM111 252V251H110ZM109 252V253H110ZM113 252V251H112ZM131 253H134L133 254V256H131ZM38 253H36V255H37ZM41 254V253H40ZM44 254V253H43ZM107 254V253H106ZM22 255V254H21ZM30 255V254H29ZM30 255V257L32 258L33 256H35V255ZM118 255V254H117ZM41 256V255H40ZM47 256V255H46ZM72 256V255H71ZM100 256V255H99ZM106 256V255H105ZM104 256V257H105ZM108 256V255H107ZM114 256V255H113ZM36 257V256H35ZM48 257V256H47ZM103 257V258H104ZM112 257V256H111ZM132 257H134V258H132ZM24 258V257H23ZM37 258H38V260H39V257L37 256ZM72 258H74V257H72ZM113 258V257H112ZM111 258V259H112ZM147 258V259H146ZM71 259V258H70ZM109 259H110V257H109ZM263 259V260H262ZM24 261H26V259L24 258L23 259ZM37 260V262L36 263H38L39 261ZM107 260V259H106ZM72 261V260H71ZM130 261V260H129ZM29 262H30V264H32V262H34V261H30V260H27L26 261V264L28 263L29 264ZM34 262V263H35ZM47 262H49V261H47ZM76 262V261H75ZM111 262V261H110ZM115 262V261H114ZM144 262V264H146ZM149 262V263H148ZM5 263H9L8 261L7 262H5ZM17 263H19V261L17 260V261H15V264H17ZM33 263V264H34ZM35 263V264H36ZM112 263V262H111ZM20 264V263H19ZM41 264H44L43 262H41ZM105 264V263H104ZM108 264V263H107ZM114 264V263H113Z\"/></svg>","mask_w":264,"mask_h":264},{"label":"rangeland","instance_id":"rangeland-1","mask_svg":"<svg viewBox=\"0 0 264 264\" xmlns=\"http://www.w3.org/2000/svg\"><path fill=\"white\" fill-rule=\"evenodd\" d=\"M1 2H3V0H0ZM6 1V0H5ZM10 1V2H9ZM12 0H8L7 1V3L6 2H4V4L3 3H0L1 5L3 4V5H7V6H12V7H14V5H16V6H18V5H20V6H18V7H20V10H18L19 12H18V15L20 16V14L21 15H23V13H21V11L23 10V9H25V12H28L27 10V7H25V3H27L26 1H29V0H23V1H21V0H18V2H16V0L14 1V2H11ZM25 1V2H24ZM32 1V0H31ZM28 2V3H30V4H32L33 2ZM124 1H126V0H116L115 1V3H112V2H109V4L108 5H106L105 4V8H106V13H105V15H104V19L106 18V16H107V14L109 13V12H111L114 8L116 9V10H119V11H121L120 13H119V11H118V16L120 15H122V16H124L125 17V19H126V17H127V15H128V17H127V22H129V24H127V25H129L130 26V28H129V26H127L128 27V29L130 30L131 28H132V24H130L131 23V21H132V23H133V21H135L134 23L135 24H133L134 26L133 27H135V29H134V31L136 30V29H142V25H136V23L138 24V22L139 23H142V22H140V21H143L145 18H147L146 17V15H150L151 13H150V10H151V12H152V14H154V11H155V13L157 12L158 13V11H159V13L160 14H162V15H164V10L163 9H165L166 7H168V3L166 2L167 0H137L138 2H140V3H138V5H137V1L136 0H127V2H126V4H124ZM135 1V2H134ZM20 2V3H19ZM23 2H24V7L25 8H23V9H21V6H22V4H23ZM40 2H41V0H40ZM120 4H119V3ZM121 2H123V3H121ZM129 2V3H128ZM146 2H148V4L151 6V8H149V10L148 9H145L144 7L146 6V8L148 7L147 5H145L143 8H144V10H141V8H140V4H141V6H142V3L143 4H145ZM13 3H15V4H13ZM17 3V4H16ZM27 3V4H28ZM39 3V2H38ZM42 5H44V7H46V9H44V8H42L41 7V5L39 4V7H41L40 8V10L41 9H44L43 11L41 10H39L40 11V15H39V11L35 8V7H33L34 8V11H32V10H30V6L28 5V7H29V14L27 13H24L25 15H29V16H35L37 13V15L35 16V18H37V19H39L40 18V20H42L44 17H45V20H44V22H45V24H46V22H49V27H48V25L46 24V26L48 27L47 29H48V31L49 30H51L50 32L52 33V32H54L55 33V37L52 39V40H54L55 42L54 43H57L58 42V39H60V38H58V37H60V35H61V33L59 34V32H60V29L61 30H63V28H60V26L62 25V24H60V26L57 24H55L56 22H54L55 20H57L58 18H61L60 20H63V21H61L62 23H64V21H65V19L69 22V21H72L73 19H75L74 18V15H76V13H74V15L73 14H71V15H69L71 12L69 11L68 12V14L65 16V17H63V14H61V13H59V11H60V9H61V7H60V9H58V7L56 8V11L57 10H59L58 11V13L56 12V13H53L54 11H51L52 10V8L54 9V7L55 6H53L52 8L51 7H49L48 5V3L46 2V0H43L42 1ZM134 3H136V5H134ZM155 3V4H154ZM12 4V5H11ZM34 4V3H33ZM35 4H36V1H35ZM120 5L121 7H123L122 5L124 4V6H126V8H127V6H128V8L130 7V5H132L133 6V8H129L128 9V11H126V9L124 10V9H122V8H120V6H117V5ZM147 4V3H146ZM154 4V10H153V8H152V5ZM2 5V6H3ZM37 5V4H36ZM56 5V4H55ZM67 5H69L68 3L66 4V8H68L69 10H72V13H73V8L72 7H67ZM160 5H162V7L164 6V5H166V7H164V8H162V10H163V12L161 13L160 12V10H161V6ZM1 6V7H2ZM51 6V5H50ZM116 6L118 7V8H116ZM149 6V7H150ZM159 6V8H160V10H159V8H157L156 9V7H158ZM0 7V8H1ZM32 7V6H31ZM17 8V7H16ZM139 8H140V10L141 11H145V10H148V11H145L146 13H148V14H145V12H144V15H143V12H140V14L142 13V15L143 16H141L140 18L139 17H137V15H139V11H138V13L136 12L137 10L136 9H138L139 10ZM142 8V9H143ZM18 9V8H17ZM32 9V8H31ZM120 9H122V10H120ZM1 10V9H0ZM35 10L37 11V13L35 12ZM125 12H124V11ZM156 10H158V11H156ZM161 10V11H162ZM130 11V12H129ZM1 12V11H0ZM33 12V13H32ZM34 12L36 13V14H34ZM61 12V11H60ZM74 12H77V11H74ZM170 11H167L166 12V14H168ZM132 13H137V15H131ZM171 13H172V15L170 16V18L168 17L167 19H177V17L179 16L176 12H172L171 11ZM32 14V15H31ZM57 14H59V15H57ZM165 14V15H166ZM44 17H43V16ZM73 15V16H72ZM132 17H131V16ZM164 15V16H165ZM175 15V16H174ZM178 15V16H177ZM120 16H119V18H120ZM150 16H153V15H150ZM160 16V15H159ZM26 17H28V16H26ZM25 17V18H26ZM31 17H30V19H31ZM32 17V18H33ZM43 17V18H42ZM72 17V18H71ZM76 17V16H75ZM162 16H160L159 18H157V17H155L154 16V19H152V18H150V19H152V20H154V21H156L157 20V22L159 21V20H161L162 18H161ZM19 19H18V21H16V23H18V25L17 26H19L20 25V27H21V22L23 23V21H21V18L20 17H18ZM24 18V17H23ZM34 18V19H35ZM42 18V19H41ZM56 18V19H55ZM133 18V19H132ZM179 18V17H178ZM36 19V20H37ZM88 19H90V27L89 26H87V30H86V34L85 35H83V39L80 41V43H78L77 44V46H78V48L76 49V51H75V55H74V57L70 60V61H66V60H62V58L59 56L60 54H59V50H60V48L59 49H57L56 47L59 45L60 46V42H58L57 44H56V47H54V49L55 50H58V51H54L53 50V47H52V50H53V53H57L58 52V55L56 56V54H55V56H54V54H51L50 52V57H51V60L50 59H48V61H49V63H47V59H46V55H45V59H44V54L46 53L44 50L46 49V48H44V46L46 47H49V46H52V45H49V44H51V39L49 40V35L47 36H45V38H43L44 39V41L46 40V42H44L43 41V46H42V48H44V49H42V48H40V52L41 53H39V55H38V57H36L34 60H33V62H34V64L35 65H32V63L29 65V66H27V69L26 70H30V71H28L27 72V75H26V77L24 78L25 80L27 79V81H24V82H22L20 79L19 80H17L16 82L14 81H12L11 80V78H6L5 80H3L2 81V84H4V85H7V86H16V85H20L22 88H24V90H22V92H20V93H17V91H15V93H13V94H0V111H1V109H2V111L1 112H3V111H5V112H7V114H4V112L1 114L0 113V124L1 123H3V121L4 122H6L7 120V122L6 123H3L2 125L4 126H2V125H0V126H2V127H0V136H1V134H2V136L0 137V158H2V159H0V160H2V167H3V169H4V167H6L7 169H4V172H5V174H4V172L2 173L1 171H0V184H2L3 185V188H2V186L0 185V197L2 196V197H4V198H0V208L2 207V206H4V204H6L5 205V207H7V209L6 208H4V209H6V210H4L3 208L2 209H0V211L1 210H3V211H1V212H8V214H9V212L10 211H7L8 209L10 210V209H12V208H14V209H16L15 211L16 212H20L18 215H15L14 214V210L12 209V211H13V213H10L9 214V216L11 215V217H9L8 216V214L6 213L5 215H4V213H1V218H0V221L1 220H3V221H1L0 223H2V224H0V229L2 230H0L1 232H0V246H1V249H0V252H1V250H2V252H1V255L2 254H17V255H19V256H17L15 259V261H19V263L20 264H26V261L27 260H30V261H36L37 262V260H38V258H37V256L39 257V262L38 263H36V264H41V262H43L44 264H139L138 262V258H137V256L138 255H136V254H134V253H131V256H133V254L135 255V257L136 258H134V257H132V258H134L133 260H134V262L135 261H138L137 263H132L131 261H133L132 259H131V257L130 256H128L129 254H130V252H128V254H126L125 253V255H124V252H121L119 249H118V245L117 244H115V241L113 240L114 238L116 239L117 238V236H118V234L116 233L118 230H117V228L115 229L114 227H115V225L113 224L114 223V217H116V216H118V215H116L117 213H115L114 211L115 210H112L113 209V207H114V204H111V206H112V209H111V211H112V213H111V211L109 210L110 208H111V206L109 207H107V206H105V208H106V210H101L102 208L104 209V206L102 205V203L103 204H105V202H106V200L107 199H110V197H109V195L110 194H108L107 192H106V190H107V188H93L94 186H90V185H88L87 187L86 186H84V187H82L81 185H82V181L84 182V180H85V176H83V174H79L78 173V171H77V173H76V176H74V177H78L77 175H79L80 176V178H82L81 176H83V178L82 179H80V178H77V180H75V179H71L70 178V180L72 181V180H74V182H72V183H74V184H76L77 185V183L79 184L80 183V185H78L77 186V188H71L70 187V185L72 184L71 182H70V185H68L66 182H64V180L62 179V180H59L58 181V178H57V175L53 178V176H52V178L51 179H53V181L54 182H57L58 184L61 182L62 183V185L64 186V184H63V182L66 184V186H69L70 187V191L71 192H69V191H67L68 190V188L67 187H65V188H67L66 190H64L65 188L64 187H62L63 188V191H61L60 189H61V186L59 187L60 189H58V191L60 190V192H61V195L60 196H58V197H55V196H52V194L54 193V195L55 194H57V195H59L60 193H57L56 192V190H54V192L53 193H51V195H43L42 194V199L41 200H43L44 198L45 199H49V197H53V199L55 200H53L54 201V203H52V204H50V207L52 206V211H51V213H50V216H45L46 214L47 215H49L48 213L50 212H47L49 209V207L47 208L48 210H46V212L47 213H45V214H43V216H42V211H45L44 209H43V207L46 205V202H48V201H45V204H43V202L41 203V204H43V205H41V206H43L42 207V209H40V207H39V209L40 210H42V211H39V213L36 211V210H33L31 207H30V209L31 210H33V211H31V212H37L38 214L36 215V213L34 214V213H32V215L30 214V211L29 212H26V213H24L25 211H24V209L22 208V207H24V203L26 202V200H28V197H32L36 192H38V190L40 189V186H39V188H33V187H31V185H30V187L31 188H22V184H21V182L23 183V180H21V182H19V178H17V180L18 181H15V179L13 180V181H15V182H13L12 181V178H11V176H13V175H9L10 174V172L9 173H7V171H9V170H13V172H19L20 174H21V176L22 177H26L27 179H28V177H29V179H30V177H33L32 175H33V173H31L32 171L31 170H33V169H31V166H32V163H33V161H34V159L37 157H41V154L39 153V152H43V147H45L47 150L49 149V150H52V152H50L49 153V155H48V153H47V155H48V157L50 158H48L49 160L48 161H52V159L55 161V157L58 155V156H61L62 157V159H63V157H64V161L66 162V166H65V168H64V170L65 171H62V173L63 172H66V174L65 173H63V175L64 176H62V178H66L68 181H69V177L71 176V174H70V176H68L67 174H68V172L71 170L70 169V166L68 165V163H67V153H69L70 155L71 154H74L75 155V153H71L70 152V150L72 151V152H74V151H77L78 149H76L77 148V144H76V146L74 145V144H72V143H70L71 142V140H70V144H72V146H69L70 148L72 147V148H74L73 150L72 149H70V148H68V149H70V150H68L67 151V146L66 145H61L60 144V141H61V143L63 142V144L64 143H67L66 142V139H64L65 138V136H76L74 133H71L72 132V130H75L72 126H73V124H71V123H73L75 120L73 119V118H75V119H77V120H79L78 122H79V125L81 124V123H84L82 120H87V119H85L84 117L86 116V118H92L91 120H95L96 118H97V115L99 116V111H101V110H99L103 105H104V101L106 100V99H109V102H110V95L112 94V92L110 91V89L106 86V82H107V80L110 78V76H113V74L108 70V69H110L109 67H108V69L107 70H105L103 67H105V68H107V66H106V63H104L102 66H99V65H101V63L99 64L98 62H99V60L97 59V56H96V54L97 53H99V52H101V51H104V47H105V44H107V43H104V45L102 46V44H101V42L99 41V36H107L106 35V33L108 34V23H103V25H102V32H100L99 31V17L97 16V15H91L90 13H88L87 14V17H86V20H88ZM149 19V20H150ZM164 19V18H163ZM162 19V20H163ZM25 20V19H24ZM39 20V22H38V24L39 23H41V21ZM106 20V19H105ZM122 20H123V18H122ZM122 20H120V21H122ZM148 20V21H149ZM151 20V21H152ZM165 20H166V17H165ZM179 20H180V18L178 19V21H176L177 23H179ZM21 21V22H20ZM66 21V22H67ZM123 21H125V20H123ZM138 21V22H137ZM151 21H149L148 22V24H150V27H152V28H150V27H146L145 25H144V27L145 28H147L148 30L149 29H153L155 32H157V33H154L155 34V36L153 35V32L154 31H150V33L152 32V34L150 35V34H148V35H150V36H152V38H154V37H156V36H160L161 38H164L165 40H166V44H164L163 42H165V40L163 41V42H159V43H157V44H155V42L153 41L154 39H152L150 36L147 38V36L145 37V35H147V34H144L145 32H143V31H141L140 32V30H139V33H137V32H135V33H137V35H135L134 34V31H133V34L135 35V36H138V34H140L138 37H139V39L137 40V39H132L131 38V41H132V43H128L129 42V40H127L128 42V44H129V47H130V45H132V47L130 48V49H134V50H132L133 52H129V53H131V54H133V55H129V53H127V52H125V57H124V52H123V50H126L127 51V49L126 48H128V46L126 47V43L125 42H123L124 44H126V45H124L123 43L121 44L120 43V45L118 46L117 44V52H118V55L120 54V51H122L121 52V54H123V55H119L118 56V58H120V59H118V66L119 65H121V64H123V62H124V64L121 66V67H118V69H117V81H118V89H117V96H118V98H119V103H118V107H117V109H121V112H124L125 110H128V112H130L131 111V114H130V116L133 118H130L131 120L130 121H134L135 120V122H131L132 124H137V126H138V121L140 122V120H138V118H139V116H142V118L141 119H144L145 118V120H141V122L145 125V122L148 124V123H150V124H152L153 123V125L152 126H156V125H158L159 124V122H160V120H159V118L162 120V117H163V115L164 114H160V113H162V112H160L159 114L160 115H162V116H160V115H157V116H155L159 111H161L159 108H161V103L163 102V101H165V100H167V98H165L166 96L167 97H169V98H171L172 96H174V97H172L171 99H169L168 98V100H170V102L171 101H179L178 99L181 97L182 99H184V98H186V100L188 101V103H187V101L185 100V101H183L182 99H180V101H182V103H183V105H180V106H178L179 105V102L177 103V102H174L173 101V106L174 107H178V108H174L173 107V111L175 112V110H177V112L176 113H174L173 111H172V109L171 110H169V111H171V112H173L172 113V115L170 114V116H172V117H169V111H167V108H166V103L167 102H164L165 104H163V105H165V111H164V109H163V111H164V113H165V115H164V119L166 120V117H167V122H168V126L169 127H171L172 128V125H173V128H172V130H171V128L169 129V127H164L163 126V124L161 123V126L162 127H164V129L162 128V127H159V125L158 126H156L154 129L156 130V133L158 132V130L156 129V128H162V130H164V133L166 134V132H165V130H167V128H168V130H171V131H173V132H169V131H167L168 133H171L170 134V136H172L173 135V138L171 139V137L170 136H168V134L166 135L167 137H168V140H169V137H170V139H171V141H167V142H170V144H169V146H172L173 148V150L169 147V146H167V148L169 147L171 150H170V152H172L171 154L173 155V156H175V154L177 155V153L179 152H181L182 150H181V148L182 147H179V148H177V146H184V144H185V146L184 147H186L187 146V151L189 152V154H190V152L193 154L194 152H192V150H193V148H195L196 150H200V147H201V150L202 149H204V150H206L204 147V142H207V144H209L210 145V148H212V147H214V146H216V147H218V146H220V145H222V146H224V149H222L221 147H219V148H217V149H219V151H217V150H215V151H211V152H209V150H206V151H204V154H205V152L206 153H210V155H212V156H222V155H225V156H227V157H230L231 156V154L234 152H236V149L237 150H239L238 148H240V147H238V146H241V148H243V146H244V149L246 148L245 146H247V148H249L250 146H252L251 148H249V153H247L246 154V157H247V155H250V156H264V122L263 123H260L259 124V115H260V118H261V115H264V111H261L260 109L262 108V106H263V108H264V105H261L260 103V100L259 99H261L262 97H264V78L262 77L260 80H257V81H246V80H235V79H233L231 76H227V75H221V76H223V77H221L220 76V73H221V71L218 69V67L217 66H213V68H212V66L211 67H208V66H203V67H206L207 69H204L203 71L201 70V71H199L200 70V68H199V70H196V71H194V70H192L191 68L193 67V66H195V67H197L196 65H198V64H194L195 62L196 63H198L197 61H200V62H203V58H198L197 57V60H192L193 58H190L191 60H189V61H192V62H190V63H184L183 62V58L181 59V67L180 68H178L177 70H175V72L173 73V75L172 76H170V77H168V76H166V74H164V73H162V69H160L161 67H159V68H155V67H158V66H160L159 65V63H157V60H156V57H155V55L153 54V52H152V48H153V46H160V47H172L171 46V44H173L174 46H175V48H176V50L178 51V52H180V56L181 57H183V56H187L186 54H185V52H182V50H184V48L183 47H181L180 46V42H178L179 40H178V38H174L175 40L177 39V41H175L174 39V41H173V43H171L170 41H169V43H167V41L169 40V38H172V36H179L180 34H181V28L179 27V29H178V31H177V28H175L174 27V24H173V27H174V29L172 28L171 29V27L170 28H168L169 26V23H171V22H168V21H170V20H166V21H164V24H162L161 23V25H160V22H159V25L156 23V25H155V23L153 22H151ZM59 22V21H58ZM61 22H59V23H61ZM106 22V21H105ZM126 22V21H125ZM162 22V21H161ZM165 22H167L166 24V27L165 26H163V28H162V25H165ZM20 23V24H19ZM43 23V22H42ZM41 23V24H42ZM76 23H77V19H76V21H75V25H76ZM124 23V22H123ZM145 23V22H144ZM41 24H39L40 26H41ZM44 24V23H43ZM44 24V25H45ZM65 24V23H64ZM72 24H74V22L72 21ZM121 24H122V22H121ZM125 24V23H124ZM43 25V26H44ZM172 25V24H171ZM46 26L45 27H43L44 29L46 28ZM64 25H62L61 27H63ZM122 27H124L123 25H121ZM161 26V27H160ZM176 26H179V24H176ZM42 27V26H41ZM50 27H51V29H50ZM68 27V26H67ZM74 27V30L73 31H67L68 30V28H67V30H65V31H67V33L69 34H65L66 36L65 37H63V34H62V36H61V40L62 39H64L65 38V40H67L66 42H65V44H69L70 42H72L75 38H76V36L78 35V34H80V32H78L77 31V29H75V26L73 25L72 26V28ZM126 27V28H127ZM118 28V27H117ZM144 28V31H146L147 29H145ZM164 28H165V30H164ZM20 29H22V28H20ZM64 29H65V27H64ZM69 29H71V27H69ZM108 29V30H107ZM121 29V28H120ZM123 29V31H124V28H122ZM127 29V31L126 32H129V30ZM24 30V29H23ZM118 30H119V28H118ZM117 30V31H118ZM130 30V31H131ZM148 30H147V32L146 33H149L148 32ZM169 30H172V31H169ZM174 30V31H173ZM46 31L47 30H45V32H43V33H46ZM48 31H47V33H48ZM122 31V32H123ZM136 31H138V30H136ZM26 32L28 33V31L26 30ZM62 32V31H61ZM64 32V31H63ZM62 32V33H63ZM70 32V33H69ZM119 32V31H118ZM65 33V32H64ZM59 34V35H58ZM117 34V33H116ZM144 34V35H143ZM167 34H169V37H168V35ZM171 34H173V35H171ZM28 35H29V33H28ZM58 35V36H57ZM117 35H119V34H117ZM121 36V35H120ZM119 36V37H120ZM123 36H126V35H123ZM131 36V35H130ZM134 36V37H135ZM177 36V37H178ZM22 37V38H21ZM21 39L23 40H25V38L27 37L28 39H29V37L28 36H26L25 38H23L24 37V35H22L21 34ZM63 37V38H62ZM79 37V36H78ZM108 37V36H107ZM128 37V34H127V36H126V38ZM132 37H133V35H132ZM137 37V38H138ZM31 38V37H30ZM129 38V37H128ZM151 38V39H150ZM56 39H57V41H56ZM120 39H121V37H120ZM122 39H124V38H122ZM130 39V38H129ZM150 39V40H149ZM48 40V41H47ZM64 40V41H65ZM156 40V39H155ZM157 40H158V37H157ZM159 40H160V38H159ZM163 40V39H162ZM18 41V40H17ZM26 41V40H25ZM28 41V40H27ZM133 41L135 42V43H133ZM139 41H142V42H139ZM143 41H145L146 43L144 44L143 43ZM4 42V41H3ZM22 42H24V41H22ZM22 42H20L19 41V43H21V44H24V43H22ZM47 42H48V44H47ZM50 42V43H49ZM149 44H148V43ZM152 42H153V44H152ZM0 43H2V41H0ZM18 43V42H17ZM18 43V44H19ZM61 43H63V40H62V42ZM117 43H118V40H117ZM6 43H4V45H5ZM16 44V43H15ZM20 44V45H21ZM25 44H26V42H25ZM24 44V45H25ZM45 44H47V45H45ZM52 44H53V42H52ZM64 44V43H63ZM63 44H61L62 45V47H63ZM92 44H93V46H92ZM99 44H101V45H99ZM137 44H139L138 46H140V44L142 45V44H144V46L146 47V49L145 48H142V47H140L139 49H141L140 51L138 50V48H137V50H136V48L135 47H138L137 46ZM161 44H163V45H161ZM167 44H170L169 46L167 45ZM2 45V44H1ZM7 45V44H6ZM18 46V47H16V48H14L13 50L14 51H20V50H23V47H24V45H21V46ZM97 45H99V48H98V46ZM133 45H134V47H133ZM8 46H10V45H8ZM16 46V45H15ZM15 46H13V47H15ZM54 46V45H53ZM58 46V47H59ZM4 46H2L1 47V49L3 48ZM20 47H22V49H20ZM100 47H101V49H100ZM5 48V47H4ZM6 48L8 49V47L6 46ZM5 48V49H6ZM11 48V47H10ZM19 48V50H15V49H18ZM25 48V47H24ZM103 48V49H102ZM119 48H120V50H119ZM174 48V47H173ZM174 48V49H175ZM5 49H2L1 50V53L3 52V50H4V52H5V54H6V52L7 53H9V52H11V51H7V50H5ZM130 49H128V51L130 50ZM8 50H11V49H8ZM42 51H44L45 53L43 54L42 53ZM47 51V50H46ZM94 51H99V52H94ZM131 51V50H130ZM136 51V52H135ZM185 51V50H184ZM4 52H3V54H4ZM94 52V53H93ZM60 53H61V50H60ZM93 53V54H92ZM134 53H135V55H134ZM41 54V55H40ZM43 54V55H42ZM47 54V53H46ZM84 55L83 57H82V59L84 60V62H85V64L82 62V59L80 58V56L81 55ZM89 54H90V56H92V58L93 57H95L94 58V61L97 63H94V61H93V64H91V62H92V58L91 57H89ZM95 54V55H94ZM100 54V53H99ZM1 55V54H0ZM48 55V54H47ZM98 55V54H97ZM42 56H43V59L45 60V63L47 64L46 66H44L45 65V63H44V65H43V63L41 62V63H39L40 62V60L41 61H43L41 58H42ZM127 56H129V57H127ZM1 57V56H0ZM4 57H5V55H4ZM48 57V56H47ZM52 57H53V59H52ZM54 57L55 58H57V59H54ZM85 57H87L88 58V60H86L85 61V59H87V58H85ZM184 57V58H185ZM3 57H1V59H2ZM91 59V61H89L90 59ZM126 58H128L127 60H126ZM151 59V60H148V59ZM0 59V60H1ZM189 59V58H188ZM188 59H184V60H187L188 61ZM73 60L75 61V62H73ZM129 60H130V62H129ZM56 61V62H55ZM81 61V64L82 65H80V64H78V62H80ZM153 61H155V63L153 62ZM37 62V63H36ZM44 62V61H43ZM55 62V63H54ZM128 62V63H127ZM134 63V64H133ZM147 63H150V65L149 64H147ZM204 63H206V61L204 62ZM78 64V66L79 67H76V65ZM99 64V65H98ZM153 64V65H152ZM187 64H190L191 66H189V65H187ZM73 65V69L71 68V66ZM44 66V67H43ZM54 66V67H53ZM65 66H67V74H65V76H64V79L66 80V81H63V83L62 84H65L66 85V88H67V85L68 84H70L71 82L73 83V81H71V80H74V79H72L71 77L73 76V75H77L78 76V78L76 79L77 81H80L81 83H79V84H81L82 85V83L84 84V83H90V85H87V87H86V85H85V87H81V86H78L77 88H79L80 90H81V88L83 89V90H81V93L80 92H78L79 91V89L77 90V88H76V92H75V89H73V91H69L68 90V92L66 91V89L64 90V91H66L67 93H63L61 90L59 91V89H62L65 85H63L62 87H60L62 84L59 82L58 83V81H57V83H55L54 85L52 84V85H49V86H39L38 87V85L35 87V83L37 82V80L39 79V78H42V77H44V76H47V75H50V76H54L56 73H57V71L59 70V69H61V68H63V67H65ZM88 66V67H87ZM32 67H33V69H32ZM100 67L102 68V70L104 69V71H102L101 69H100ZM199 67V66H198ZM35 68H38V70L40 71V69H41V71L39 72L37 69V71L39 72V73H35L36 72V70H35ZM156 69V70H153V69ZM209 68H211V69H209ZM158 69V70H157ZM160 69V70H159ZM189 69V70H188ZM198 69V68H197ZM35 70V71H34ZM72 70V71H71ZM83 70H86L87 72H88V70H90L91 72H93V73H91L90 72V74H93V75H91L90 76V78L91 79H93V81H89V80H91V79H88L89 78V74H87V75H85V76H87V79H88V81H87V79H85V78H83L82 77V75H80V73L83 71ZM32 71V73L34 74H31V73H29V72H31ZM194 71V72H193ZM95 72H96V74L99 76V81H97L96 79H98V76L96 77V74H95ZM158 72V74H154V75H150V74H152V73H157ZM218 72H220V73H218ZM86 73V72H85ZM186 73V74H185ZM215 73H217V75H218V77L220 76L221 77V79H220V77L218 78V77H215L214 76V78H213V81H215V83L217 84V85H215V87L213 88V81L211 80L210 82H205V80H206V78H205V76L207 77H209V80L210 79H212L211 78V75H215ZM188 74V75H187ZM228 74V73H227ZM125 75V76H124ZM164 75L166 76V77H164ZM210 75V76H209ZM230 75V74H229ZM254 76V75H253ZM73 77H75V76H73ZM96 77V78H95ZM201 77V78H200ZM70 79V81H69V79ZM76 78V77H75ZM195 78L197 79V81L195 80ZM199 78V79H198ZM12 79H13V77H12ZM23 79V80H24ZM79 79V80H78ZM102 79V80H101ZM16 80V79H15ZM95 80H96V82H95ZM106 80V81H105ZM199 80H203L202 82L204 83V84H199ZM12 81V82H11ZM21 81V82H20ZM67 81H69L67 84L65 83V82H67ZM75 81V80H74ZM182 81V82H181ZM207 81H208V78H207ZM219 81H221V82H219ZM104 82H105V84H104ZM174 82V83H173ZM183 82H185V83H183ZM201 82V81H200ZM213 82V83H212ZM253 82V83H252ZM98 83V84H97ZM207 83V84H206ZM229 83H231L232 84V86L231 87H228V84ZM101 84V85H100ZM175 84V85H174ZM179 84H182V85H180L181 87H183V89H180V88H178V89H175V87H177ZM212 84V85H211ZM230 84V85H231ZM60 85V86H59ZM70 85H72V84H70ZM78 85V84H77ZM100 85V86H99ZM167 85V86H166ZM206 85H207V87H206ZM227 85V86H226ZM234 85H236V86H234ZM250 85V86H249ZM75 87H76V85H74ZM96 88H95V87ZM163 86H165V88L163 87ZM220 86H222V87H220ZM68 87L69 88H72V87H70L69 85H68ZM167 87H169V88H167ZM234 87V88H233ZM191 88V89H190ZM221 88V89H220ZM238 88H239V90H238ZM215 89H217V90H215ZM225 89H226V91H225ZM170 90V91H169ZM186 90H187V94H189L190 93V95L192 96V98H190L191 96L190 95H187V94H185L186 93ZM174 91H176V92H174ZM182 91H184L185 93L184 94H181L182 93ZM260 91V92H259ZM59 92H62L61 94H56V93H59ZM193 92L195 93V95L193 94ZM198 92V93H197ZM244 92H245V94H244ZM259 92V93H258ZM23 93H24V96H27L28 94H35L34 96L36 97V102H37V104H39L40 103V105H39V109L41 108L42 109V107L43 108H45L46 109V107L48 108V106L49 105H53L54 103V105L55 106H60V107H62V109L60 108V107H55L54 105H53V107H54V109L53 110H55L56 109V111H57V109L59 110L60 109V112H62V111H67V110H70L72 113H69V115H68V113H66L67 114V116L69 117H66V118H68V120L70 119V121H68V123H70L72 126H70L69 125V129H68V123L66 124L65 123V121H64V126H63V124H62V122H58L59 120L61 121V118L63 117H65V116H63V115H65L64 113L65 112H63V114H61L62 115V117H60V119L58 120V119H56L58 116H56V115H59L58 114V112H57V114L55 113L54 114V112L53 113H51V110L52 109H49V114H44L43 113V111H45L46 113H48V110L46 111V110H43L42 111V115H39L40 114V111H39V114L37 113L36 115H39V116H42L43 117V115H48V116H51L52 118H54V117H56L55 119L57 120H54L53 121V119H52V121H51V124H52V126L51 125H49V123L48 124H42L41 125V123L43 122V119H42V121L40 120L41 119V117H38V119L41 121V123H40V121L37 119V118H33L34 116H35V113H36V111H37V108H32L33 106H32V104L31 105H26V106H21V107H27L28 109H30L29 111H27L28 112V114L27 115H25V112H23L24 110L22 109V112L23 113H21V111H17L18 112V114H19V116H20V114L22 115V116H27L26 118H29V117H31V115L32 114H34L31 118L33 119V121L32 120H30V122L31 123H33L36 119L38 120L36 123H39V124H37V125H35L36 123L34 122L33 123V125L34 126H32V127H30V126H28V127H26V125L27 124H29V123H27L29 120H26L27 122V124H25V125H23V122H22V124L19 122V124L20 125H23V126H17V127H19V128H17V127H15V125H13L14 123H16L17 121H23L25 118L23 117L22 118V116L20 117V119H19V117L17 116L18 114H14V116L12 115L13 113H15L14 111L12 112V110H17V109H19V108H21V107H19V108H14V107H10L11 105H12V103L14 102V101H16V98H18V97H20V96H22L23 95ZM153 93V94H152ZM164 93V94H163ZM178 93H180V95H179V97H178ZM217 93V95H220V98H219V96H215V94ZM157 95V97H154V100L155 99H158V96L160 97V100L158 99V103L155 101V103H157L156 105H158V106H160L159 108H157L156 109V114H155V111H154V113L152 112V111H150V109H153L154 107H158V106H154L155 105V103H153L152 105H151V102L150 103H148L149 102V100H153V97H152V95ZM161 94V95H160ZM221 94H222V96H221ZM247 94H248V96H250V97H248L247 96ZM154 95V96H155ZM186 95H187V97H186ZM199 95H201V96H199ZM255 95L257 96V97H255ZM262 97H261V96ZM149 96V97H148ZM176 96L178 97L177 99H176ZM190 96V97H189ZM195 96H197L196 98H195ZM205 96V97H204ZM208 98H207V97ZM210 96V97H209ZM162 97V98H161ZM164 97V98H163ZM184 97V98H183ZM214 97H216V98H214ZM244 97V98H243ZM246 97V98H245ZM261 97V98H260ZM143 98H146V99H148V101H147V103L148 104H150V106H149V109L148 108H146V106H145V108L147 109V111L146 110H144L145 112H142L143 111V108H144V106L141 108L140 107V105L142 104V100L141 99H143ZM256 98H259V99H257L256 100ZM165 99V100H164ZM226 99H228V100H233V101H230V103H229V101L228 102H226L227 100ZM139 100H141V102H139V104H138V101ZM154 100H153V102H154ZM162 100V101H161ZM194 101V106L193 105H190V106H188V104H191V102H193ZM216 100V101H215ZM222 101V104L221 103H219V102H221ZM262 101L264 100V99H261ZM201 101V103L202 104H200L199 102ZM206 101H208V102H206ZM257 101H259V102H257ZM80 102H84V105H80ZM129 102V103H128ZM169 102V103H170ZM239 102V103H238ZM7 103V104H6ZM9 103H10V105H9ZM49 103V104H48ZM51 103V104H50ZM146 103V102H145ZM144 103V99H143V104L144 105H147V103L145 104ZM174 103H176L177 104V106H175L174 105ZM182 103H180V104H182ZM209 103V104H208ZM236 103V104H235ZM263 104H264V101L262 102ZM36 104V105H37ZM71 104H73V106H71ZM172 104V103H171ZM170 104V105H171ZM203 105L204 107L202 108V106L200 107V105ZM208 104V105H207ZM221 104V105H220ZM225 104V105H224ZM239 104V105H238ZM240 104H242V105H240ZM252 104H254V105H252ZM256 104H259V105H261L259 108H258V106L256 105ZM44 105H46V107H44ZM48 105V106H47ZM169 105V104H168ZM220 105V107H221V111L223 110V114H222V112H221V114L223 115L222 117H221V115H220V117L219 116H217V113L219 112V109L218 108H220V107H218ZM231 105H232V107L234 106H236L238 109V111L240 110V111H242V113L246 116H243L242 114H239V115H241L240 117H243V118H241V120L242 121H246V122H248V121H250V122H252V120H253V122L252 123H250L249 122V125H248V128H249V130H251L252 131V134H251V132L250 131H248L251 135H254L257 139H255L254 138V136H250V137H252V138H254L255 140H258V141H256V142H262L263 143V145H262V143L260 144V145H257V147L256 146H254V144H252L251 142H253L254 140H250V139H252V138H248L247 136H246V138L247 139H249L248 140V143L250 144H245L246 143V141H244V143H242L243 141H239L240 142V144L238 143V144H236V143H234V144H236V145H234L232 142H233V138H235V137H233V136H231V135H229V136H231V137H228V140L231 142H229V143H225V141H227V138H225V140L223 139L224 137H225V135H227L229 132L230 133H233V130H231V129H234L235 127H240V129H237V128H235L236 130H235V132H239L238 130H241L240 132H242L243 131V129H242V127L244 126V125H242L243 123H245V122H240L239 124L237 123V121H235V119H234V123H232L233 122V120L231 121V122H229V120L227 121L226 120V117H225V112L227 113L228 111H230V109H228V108H231ZM247 105V106H246ZM127 106H129V108H127ZM137 106H139L141 109V111H139V114H137L135 111H137V110H139L138 109V107ZM172 106V105H171ZM170 106V107H171ZM183 106V107H182ZM244 106L245 107H247V109L246 108H244ZM248 106H250V107H252V109H254L255 111L257 110L256 109V106H257V108H258V110L259 111H256V114H257V116H254V114H255V112L253 113L251 110L250 111H248V112H250V115H249V113L246 111V110H248V109H250ZM8 107V108H7ZM80 107V108H79ZM148 107V106H147ZM153 107V108H152ZM168 107V106H167ZM180 107H181V109H183V108H186L185 110H187V111H185V110H183V111H181V112H184V114L187 112L188 113V109H189V115H187V113L185 114V115H182V113L181 114H179L180 113ZM188 107H190V108H188ZM195 109H194V108ZM233 107V108H234ZM241 107H243V108H241ZM31 108L33 109L32 111H31ZM50 108V107H49ZM67 108H69V109H67ZM124 108V109H123ZM126 108V109H125ZM144 108V109H145ZM163 108V107H162ZM188 108V109H187ZM27 109V110H28ZM98 109V110H97ZM135 109V110H134ZM159 109V111H157ZM180 109V110H179ZM218 110V112H217V110ZM227 109H228V111H227ZM62 110V111H61ZM96 110V111H95ZM124 110V111H123ZM179 110V111H178ZM213 110H214V112H213ZM216 110V111H215ZM235 108H234V110L233 111H231V112H235ZM12 112V114L10 113V112ZM93 111H95V113H93ZM198 111V112H197ZM204 113L205 114V116H204V118H206V115H207V117L209 116V117H211L210 118V122L212 123V121H215L214 122V124H216L215 125V127L213 128V129H216V128H218V130H217V132H215V133H219V135L220 136H215V135H217V134H215L214 133V130L212 129V128H210L209 126H207V124H208V119H209V117H208V119L206 120L207 122L205 123V122H203L201 119V122H203V124L205 123L206 124V130L208 131H210V133H207V131L206 130H204V131H206V133H207V135H205L204 137H205V139H206V141H205V139H204V141H200V140H202L203 139V137H202V139H201V137H200V132H199V129L197 128V127H194L193 125H195V126H199V125H202L201 124V122H200V124L199 125H196V124H198L199 122H197L196 123V121H200L199 120V118H200V116L198 115L199 113ZM16 112V113H17ZM30 112H33V113H30ZM69 112V111H68ZM87 112L88 113H90V114H87ZM117 113L116 115H110L109 114V117H108V114H107V116L105 115V116H103L104 117V119L103 120H101L100 122H99V124H95L94 123V121H92L91 122V120H90V123H88V124H86L87 125V127H86V125H85V127H83V128H81V131H82V134H83V136H81V137H85L84 136V134H86V139L88 140V142L90 143V144H92L93 145V143H91L90 141H92V142H96V145L98 144V141H105L104 142V144L103 143H101L103 146L104 145H106L105 146V151L103 152V153H107V151H108V149H107V147L109 148H111V147H113V150L112 151H117L116 153L118 154V152H122L124 155H126L124 152H123V150L125 149V147L126 148H128L129 147V145L127 146V144H130V146H131V148H132V145L135 147V148H137L136 150H135V148H134V153L133 154H135V155H138V156H140L139 154H141L142 156H143V150H144V148L143 147H147L146 146V144L145 145H143V143L145 142V141H147L148 139L150 140V141H147V144L148 143H150L151 142V139H152V137H153V139H155V141L154 140H152V141H154L152 144H150V145H153V144H156V141H157V144H159V143H161V142H159V141H162V139L163 138H157V140H156V138H154L157 134L155 133V131L153 130V128H152V126H150L149 124H148V126H149V128L150 129H152L154 132L153 133H155V134H153L152 136L151 135H148L150 132H148V131H145L144 129L147 127H145L144 125V129L140 126V128H142L144 131H143V133L146 135V133H147V140H146V137L144 136V138L145 139H142L141 140V138H143L141 135H143V134H139V131H136V133H135V131L134 130H136V127H135V129H131V128H133V125L130 123V125H129V122L130 121H128V125H127V122H125L124 123V121H126L125 119L127 118L128 119V117H130V116H128V117H126V115H129L128 113L127 114H125V112H127V111H125L124 112V116H123V118H122V115H123V113ZM150 112L151 113H153V114H151L150 116H149V114H150ZM217 112V113H216ZM231 112H228L226 115H227V117H233L234 116V114L232 115V113ZM237 112V111H236ZM73 113H74V115H73ZM214 113H215V115H214ZM239 113H241V112H239ZM251 113H253V115L251 114ZM8 114H11L12 116H10L11 118H10V120H11V123H10V120H9V116H8ZM24 114V115H23ZM29 114H31V115H29ZM50 114H52V115H50ZM72 114V115H71ZM85 114V115H84ZM155 114V115H154ZM175 114V115H174ZM5 116V115H7L8 116V118H7V120H5V117L2 119L1 117L2 116ZM54 115V116H53ZM89 115V116H88ZM121 115V116H120ZM136 115H138V116H136ZM144 115H146V116H149L150 118H153V120H152V123H151V121L150 120H148L147 118L148 117H146V116H144ZM155 116V117H153V116ZM167 115V116H166ZM178 115H179V117H178ZM238 115V114H237ZM17 116V117H16ZM93 116H96V117H93ZM144 116V117H143ZM159 116V117H158ZM166 116V117H165ZM175 116H176V118H175ZM181 116H184V119H186L187 120V116L189 117L190 116V118L188 119V121H189V123L188 124H191L192 125V128L191 129H193V127L196 129H198L197 131H195V130H191V131H187V127H191L190 125H187V127L185 128V134H186V132H189V134H187V136L189 135V137L188 138H190L191 137V135H192V132H195V133H199V139H198V137L197 138H195L196 136H197V134H195V133H193V134H195L194 136H192L191 138H193L194 137V140H196L197 142H194V140L192 141V139H191V141H192V143H193V146H191V147H189V145H186V142L187 143H191V142H188L189 141V139H188V141H186V137H185V141L186 142H184V144H183V142L181 143L180 142V144H182V145H177V143H179V141H175V140H180V138H177V139H175V136H177V135H175V134H177L178 132V130H179V128H182L183 126L185 127V122H182V118H181V122H182V124H184L183 126H182V124H181V127H178V130L176 129V132L177 133H175V128H177V127H174L176 124V122H179V123H177L178 125L180 124V117ZM198 116V117H197ZM12 117H14V119L12 120ZM36 117V116H35ZM100 117V116H99ZM98 117V118H99ZM158 117V118H157ZM177 117H178V119H177ZM186 117V118H185ZM223 117H225V119H222ZM236 117V116H235ZM245 117V118H244ZM16 118H17V120H16ZM44 118V117H43ZM63 118H62V121H63ZM66 118H64V119H66ZM95 118V119H94ZM96 119V120H99V119ZM149 118V119H150ZM155 118H157L156 120H158L159 122H157L156 120H154ZM172 118V119H171ZM197 118V119H196ZM256 118V119H255ZM259 120H258V119ZM262 118H263V116H262ZM50 118H47V122H48V120H49ZM74 121H73V120ZM115 119H117L118 120V122H119V126H121L122 124V127H124L125 128V130L124 129H122V130H124V131H122L121 129V131L119 130V128H121V127H119L118 129H115L116 128V124H118V122H117V120H115ZM148 121H147V120ZM168 119H170V120H172V125L169 123V122H171V121H169ZM175 119H177L176 121H175ZM220 119H222V120H220ZM228 119V118H227ZM245 119V120H244ZM254 119L255 120H258V122L256 121H254ZM264 119V118H263ZM3 120V121H2ZM15 120H16V122H15ZM46 120V116H45V118H44V121ZM73 122H72V121ZM77 120L75 121L76 123H75V125L77 124ZM88 120V121H89ZM95 120V121H96ZM110 120V121H109ZM138 120V121H137ZM165 120L163 121V123L165 122ZM179 120V121H178ZM194 120H195V122H194ZM205 120V119H204ZM226 120L230 125H232L231 127H228L227 125H229L228 123H226V124H224L223 126H224V128H225V126H226V130H228V128H229V130H228V133L227 134H225L226 132H224L223 130H221V126L219 125V123H220V121H222L223 123H224V121ZM238 120H239V117H238ZM2 121V122H1ZM14 121V122H13ZM67 121V120H66ZM108 121V122H107ZM121 121H123V122H121ZM150 121V122H149ZM154 121V122H153ZM155 121H156V123L157 124H155L154 125V123H155ZM264 121V120H263ZM8 122H9V124H8ZM25 122V121H24ZM53 122H55V123H53ZM61 123L60 124V126L62 125L63 126V128H61V129H59L60 127L59 126H56L57 125V123ZM101 122L104 124H102V127H104V128H102L101 127ZM121 122V123H120ZM140 122V123H141ZM162 122V121H161ZM194 122V124H192ZM209 122V123H210ZM255 122V124H253ZM260 122H261V120H260ZM13 123V124H12ZM29 124V125H32V124ZM44 123H46V122H44ZM85 123H86V121H85ZM84 123V124H85ZM97 123H98V121H97ZM107 123H108V126H113V129H115V132H116V130H118V131H120V132H117V135H124L123 136V139H122V136L120 137V136H117V137H120L121 138V141L123 142V141H125V143H122L121 141H117V140H114V141H116V143L112 140L113 139V137L115 138L116 136H115V133L113 132L114 130L111 128V127H108L107 126ZM116 123V124H115ZM5 124H8V126L6 125L5 126ZM17 124H18V122H17ZM16 124V125H17ZM55 124V125H54ZM135 124H134V126H135ZM146 124V125H147ZM166 124V123H165ZM164 124V125H165ZM213 124V125H214ZM221 124V123H220ZM256 124H258L259 126H257ZM13 125V126H12ZM39 125V126H38ZM47 125V126H46ZM59 125V124H58ZM78 125V124H77ZM209 125V124H208ZM220 127H219V126ZM222 125V124H221ZM229 125V126H230ZM236 125V126H235ZM245 125H247V123L245 124ZM255 125V126H254ZM11 126V127H10ZM51 126V127H50ZM61 126V127H62ZM129 128H128V127ZM165 126H167V124L165 125ZM234 126V127H233ZM7 127V128H6ZM10 127V128H9ZM58 127V128H57ZM78 127V126H77ZM81 127H82V125H81ZM93 127H97L96 128V131L98 130V127L100 128V131L101 130H104L103 131V133L107 130H109V129H107V128H111L112 129V132L113 133H108L109 134V136L112 138V139H108V138H110L109 136H107V132L106 133H102V134H100V136H98L97 134L95 135L94 133H100V132H94V131H91L92 129L91 128ZM115 127V128H114ZM200 128H202L201 126H199ZM228 127V128H227ZM262 127V128H261ZM73 128V129H72ZM75 128H76V126H75ZM148 128V127H147ZM166 128V129H165ZM210 128V129H209ZM220 128V129H219ZM28 129V130H27ZM34 129V130H33ZM78 129V128H77ZM76 129V130H77ZM88 129H89V131H88ZM91 129V130H90ZM110 129V130H111ZM139 129V128H138ZM137 129V130H138ZM149 129V130H150ZM189 129V128H188ZM203 129H204V127H203ZM212 129V130H211ZM222 129H223V127H222ZM245 129V128H244ZM260 129V130H259ZM23 130V131H22ZM26 130H27V132H26ZM75 130V131H76ZM93 130H95V129H93ZM147 130V129H146ZM152 130H151V132H152ZM181 131H183L184 132V130L183 129H180ZM8 131V132H7ZM17 131H19L18 133H17ZM25 131V133H23ZM41 131V132H40ZM74 131V132H75ZM93 132L92 134L94 135H92V134H89V132ZM131 131H132V133H131ZM161 131V130H160ZM200 131H203L202 129H200ZM203 131V132H204ZM211 131H213L212 133H211ZM244 131H246V130H244ZM261 131V132H260ZM22 132V133H21ZM102 132V131H101ZM111 132V131H110ZM163 132V131H162ZM234 132V133H235ZM247 132V131H246ZM10 133V134H9ZM81 133V132H80ZM80 133H78L79 135H80ZM89 135H88V134ZM131 133V134H130ZM173 133V134H172ZM179 133H181V132H179ZM179 133H178V135H179ZM202 133V132H201ZM205 132L204 133H202V134H206ZM214 133V134H213ZM223 133V134H222ZM257 133H259V134H261V135H257ZM5 134V135H4ZM7 134V135H6ZM16 134V135H15ZM77 134V135H78ZM126 134V135H125ZM152 134V133H151ZM159 134V133H158ZM162 134V133H161ZM164 134V135H165ZM201 134V135H202ZM210 134H212V135H214V137H211L212 135H210ZM221 134L223 135V136H221ZM238 135H239V133H237ZM242 134V133H241ZM240 134V135H241ZM248 134V133H247ZM65 135V136H64ZM78 135V136H79ZM102 135V136H101ZM105 135V136H104ZM163 135V136H164ZM184 135V134H183ZM236 135V134H235ZM236 136V138L234 139V140H240V138H238V137H240V135L239 136ZM243 135H245V132H244V134ZM16 136V137H15ZM62 136H64L63 137V139H59L58 141V143L61 145V146H59V144H58V147L56 146V143L54 142V139H55V137H56V139H58V137H60V138H62ZM88 136H89V138H88ZM149 136H151V138H149ZM162 136V137H163ZM166 136H165V139H164V141L166 142ZM184 136H186V135H184ZM184 136L182 137V139L184 138ZM207 136V137H206ZM5 137V138H4ZM54 137V138H53ZM140 137V138H139ZM178 137V136H177ZM179 137H181L180 135H179ZM219 139V141L218 140H215V139H217V138ZM76 138V137H75ZM213 138H214V141H213ZM241 138H244V137H242L241 136ZM12 139L13 140H15V141H12ZM68 139V138H67ZM73 137H72V141H73ZM77 139H79V137L78 138H76V140ZM85 139V140H86ZM116 139V138H115ZM158 139H160L159 141H158ZM198 139V140H197ZM224 140V143H221L223 140ZM64 140H65V142H64ZM75 140V141H76ZM80 140H81V138H80ZM90 140V141H89ZM112 140V142L114 143V145L112 146V142L110 143V141ZM143 141V140H145V141H143L142 142V144L139 142V141ZM173 140V141H172ZM79 141V140H78ZM109 141V142H108ZM139 143H138V142ZM164 141H162V142H164ZM184 141V140H183ZM208 141H211V143H208ZM217 141V142H216ZM221 141V142H220ZM82 142H84V140H82ZM122 143L123 145L124 144H126V146H123V145H121V144H119V143ZM131 142L133 143L132 145H131ZM159 142V143H158ZM173 142V144L171 145V143ZM175 142H177L176 143V145H175ZM255 142V143H256ZM77 143V142H76ZM80 143V142H79ZM86 143V142H85ZM146 143V142H145ZM196 143V145H194ZM258 143V144H259ZM55 144V145H54ZM108 144V145H107ZM142 146H141V145ZM167 144V143H166ZM165 144V145H166ZM226 144V145H225ZM257 144V143H256ZM82 144H80L79 146H81ZM85 144H83V146H84ZM95 145V146H96ZM100 145V144H99ZM101 145V146H102ZM163 145H164V143H163ZM164 145V146H165ZM168 145V144H167ZM192 145V144H191ZM218 145V146H217ZM262 145V146H261ZM47 146V147H46ZM78 146V147H79ZM87 146V145H86ZM85 146V147H86ZM101 146H99V150H101V149H103V147L100 149V147ZM116 146V147H115ZM154 146H157V145H153V146H151V148L154 150L155 149V154H156V149L157 148H154ZM159 146V145H158ZM157 146V147H158ZM204 146V147H203ZM207 147H208V145H206ZM212 146V147H211ZM256 147V151L255 150H253V148L254 147ZM261 146V147H260ZM30 147V148H29ZM42 147V148H41ZM65 149H64V148ZM82 147V146H81ZM87 147H90L91 148V145L90 146H87ZM86 147V148H87ZM93 147V146H92ZM97 147V146H96ZM123 147H124V149H123ZM166 147V146H165ZM164 147V148H165ZM175 147H176V149H175ZM216 147L214 148V149H216ZM235 147H238V148H235ZM28 148V149H27ZM44 148V150H46ZM53 148V149H52ZM56 150H55V149ZM62 149L63 151H60V149ZM83 148V147H82ZM81 148V149H82ZM118 148V149H117ZM130 148V147H129ZM140 148H142L141 149V151H143V152H139L138 153V149H140ZM158 148H160V147H158ZM161 148H162V146H161ZM157 149V151L158 150H162V149ZM163 148V149H164ZM169 148H168V150L166 151V149H165V151H164V153H169ZM189 148V149H188ZM230 149L229 150V152L231 153V154H229V152H228V149ZM246 148V151L248 150ZM80 149V148H79ZM89 149V148H88ZM88 149H87V151H88ZM117 149V150H116ZM151 149V150H152ZM178 149V150H177ZM179 149H180V151H179ZM184 150H183V152L185 151V148H183ZM208 149V148H207ZM214 149H212V150H214ZM227 149V150H226ZM259 149V151H257ZM262 149V150H261ZM30 150V151H29ZM49 150H48V152H49ZM83 150V149H82ZM96 150V152L98 151L97 149H95ZM94 150V151H95ZM107 150V151H106ZM119 150H121V151H119ZM128 150V149H127ZM131 150H133V149H131ZM147 150H150V148H145V151H147ZM153 150L150 152V153H153V155H155L154 154V152H153ZM175 150L176 151H178V152H176V153H174L175 152ZM190 150V151H189ZM195 150V152L197 153L198 151H196ZM200 150V151H201ZM221 150V151H220ZM235 150V151H234ZM241 150V149H240ZM260 150H261V152H260ZM79 151V150H78ZM81 151V150H80ZM93 151V150H92ZM94 151L92 152V153H94ZM112 151H110V149H109V151L108 152H111L110 154L113 156V155H115L114 154V152H112ZM187 151H185V153L187 152ZM194 151V150H193ZM198 152L199 153V155H197L196 153H194V155L196 154V156H202V154H201V152ZM217 151V152H216ZM242 151L243 150H241L240 152L242 153ZM47 152V151H46ZM91 152V151H90ZM90 152H88V153H83L84 155L83 156H80L82 153H78V152H76V155L78 156H80V157H77V158H80V161L81 162H83V166L81 167V169H83V171L85 170V171H87V169L89 170V168L88 167H86V166H88L89 164H90V166L89 167H91V168H93V166H95V159L96 158H98V156L97 157H95L92 153H90ZM130 152V151H129ZM182 152V153H183ZM227 152V153H226ZM245 152V151H244ZM248 152V151H247ZM258 152V153H257ZM260 152V153H259ZM262 152H263V154H262ZM63 154V156H62V154ZM78 153V154H77ZM98 153H100V151L98 152ZM101 153H102V151H101ZM138 153V154H137ZM144 153H146V152H144ZM162 153V155H163V152H161ZM220 153V154H219ZM225 153V154H224ZM233 153V156H237V154L235 155ZM236 153H239V152H236ZM239 154V155H243V154ZM40 154V155H39ZM43 154V153H42ZM45 154V153H44ZM87 154V155H86ZM110 154H104L105 156H110V157H112ZM117 154L115 155V157H117ZM120 154V156L121 155H123V154H121V153H119ZM118 154V155H119ZM158 154V153H157ZM160 154V153H159ZM181 154V153H180ZM188 153H186V155H189ZM226 154H229V155H226ZM35 155V156H34ZM70 155H69V157H70ZM98 155V154H97ZM100 155V154H99ZM103 155V156H104ZM149 156V154H148V151H147V153L144 155V156ZM151 156H152V154H150ZM161 155V156H162ZM169 155V156H168ZM171 155V157H173ZM182 155V154H181ZM180 155V156H181ZM185 155V156H186ZM191 155V154H190ZM207 155V154H206ZM238 155V156H239ZM44 156L45 157H47L46 156V154L45 155H43V158H44ZM92 156V157H91ZM101 156H102V154H101ZM157 156V155H156ZM167 156L168 157H170V154H167ZM179 156V155H178ZM184 156V155H183ZM4 157H6V159H7V157H9L8 159H7V161L8 162H6V166L4 165V163H5V160L3 159ZM13 157V158H12ZM51 157H52V159H51ZM68 157V158H69ZM114 157V156H113ZM159 157H160V155H159ZM163 157V156H162ZM164 157H165V155H164ZM16 158V159H15ZM37 158H36V160H37ZM74 158H76V157H73V159ZM25 159V160H24ZM40 159V158H39ZM38 159V160H39ZM42 159V158H41ZM39 160V161H41L42 162V160ZM94 159V160H93ZM4 160V161H3ZM18 160V161H17ZM45 160V159H44ZM47 160V159H46ZM75 160V159H74ZM85 160V161H84ZM15 161V162H14ZM23 161V162H22ZM28 162V163H27ZM44 162V161H43ZM46 162V161H45ZM86 162H88L89 164L88 165H86ZM23 163H25V164H23ZM35 163V162H34ZM33 163V164H34ZM37 163H39V162H36V164ZM49 163H51L53 166H55V168H56V165H55V163H52V162H49ZM78 164H79V162H77ZM41 164V163H40ZM39 164V168H37V169H40L41 167H42V165H40ZM48 164V163H47ZM75 164V163H74ZM91 164H92V166H91ZM13 165H14V167H13ZM27 165H29V166H27ZM43 167H45V164L43 163ZM50 165V164H49ZM52 165L50 166V167H47L46 166V170L44 169V173L45 172H47L48 171V173L50 174V175H47L46 177H48V176H50L51 177V175H52V173H54L53 171H52V173H50L49 172V170L51 171V167H52ZM76 165V164H75ZM82 165V164H81ZM12 166V167H11ZM16 166V167H15ZM34 166H36V165H34ZM41 166V167H40ZM78 166H80V165H78ZM78 166H74V167H77L78 168V170H79V167ZM10 167H11V169H10ZM74 167H72V168H74ZM0 168H1V165H0ZM26 168H28V169H31V170H29V171H31L30 173H26V174H23L22 175V173H24L27 169ZM48 168H51V169H49L48 170ZM68 168V169H67ZM2 169V168H1ZM9 169V170H8ZM17 169V170H16ZM18 169H19V171H18ZM53 169H54V167H53ZM6 170V171H5ZM36 170V169H35ZM34 170V171H35ZM55 170V169H54ZM69 170V171H68ZM28 171V170H27ZM39 171H41V170H39ZM75 171H76V169H75ZM82 170H80V172H81ZM82 171V172H83ZM90 171H91V169H90ZM105 172H103L102 174L103 175H105L106 174V172L108 171H106V170H104ZM57 172V171H56ZM55 172V173H56ZM109 172V171H108ZM34 173H36V174H40V173H42L41 174V176H43V172H40V173H37V172H34ZM72 173V172H71ZM85 173V172H84ZM87 173V172H86ZM88 173H89V171H88ZM12 174V173H11ZM14 175H18V174H16V173H13ZM73 174V173H72ZM106 175H108L109 176V174L107 173ZM105 175V176H106ZM20 176V177H21ZM34 176H35V174H34ZM38 176H40V175H38ZM40 176V177H41ZM36 178H37V176H35ZM46 177H45V180H44V182L47 180L46 179ZM35 178V179H36ZM39 178V177H38ZM64 178V179H65ZM21 179V178H20ZM23 179V178H22ZM26 179V180H27ZM42 179H44L43 177H42ZM42 179L40 180V181H42ZM82 180V181H80V180ZM24 180H25V178H24ZM33 179L31 178V181H32ZM38 180V181H39ZM50 180V179H49ZM56 180V181H55ZM33 181H35V180H33ZM67 181V182H68ZM76 181H78L77 183H76ZM26 182H28V181H25L24 183H26ZM51 182H52V180H51ZM54 182H53V184H54ZM29 183H31V182H29ZM33 183V182H32ZM31 183V184H32ZM36 183L38 184L39 182H37L36 181ZM35 183V184H36ZM50 184V182H47V184ZM95 183V182H94ZM52 184V183H51ZM26 185V184H25ZM24 185V186H25ZM40 185V184H39ZM41 185L43 186L44 184L41 182ZM45 185H46V183H45ZM57 185V184H56ZM56 185H54L55 186V188H57L56 187ZM95 185V184H94ZM98 185V184H97ZM96 185V186H97ZM38 186V185H37ZM36 186V187H37ZM47 187H48V190H47V188H46V191H49V188H51V186H48V185H46ZM79 186H81V188H78ZM23 190H22V189ZM55 188H51V189H55ZM91 188H93V189H91ZM29 189V190H28ZM43 189V188H42ZM73 189V190H72ZM21 190V191H20ZM35 190V191H34ZM45 190V189H44ZM87 190V191H86ZM96 190L99 192V191H101V193H98V192H96ZM77 191V192H76ZM108 191V190H107ZM29 193V194H27L26 195V200L24 201L23 199H22V196H24L25 195V193ZM32 192V193H31ZM39 192H41V189H40V191ZM56 192V193H55ZM66 192H69L68 194L66 193ZM84 192H89V193H84ZM90 192H92V193H90ZM42 193H43V191H42ZM38 194V193H37ZM37 194H35V195H37ZM40 194V193H39ZM38 194V195H39ZM83 194V195H82ZM86 194V195H85ZM101 194H102V196H104V198L101 196ZM56 195V196H57ZM89 195V196H88ZM93 195H95L94 197H93ZM41 196V195H40ZM49 196V197H48ZM86 196V197H85ZM87 196H88V198H87ZM97 196V197H96ZM39 197V196H38ZM84 197V198H83ZM106 197V198H105ZM19 198V200H17ZM24 198V197H23ZM56 198H57V200H56ZM91 200H90V199ZM96 198V199H95ZM3 199L5 200V202L3 201ZM32 199V198H31ZM35 199V198H34ZM36 199L38 200V198H37V196H36ZM95 199V200H94ZM17 200V201H16ZM23 200V201H22ZM36 200V201H37ZM65 200V201H64ZM2 201L4 202V204H2ZM16 201V202H15ZM19 201V202H18ZM51 201V200H50ZM49 201V202H50ZM53 201H51V202H53ZM60 201H62V203L60 202ZM84 201H86V202H84ZM88 201V202H87ZM90 201V202H89ZM95 201H97V202H95ZM98 201H99V204H98V206H97V203H98ZM28 202H30V200L28 201ZM27 202V203H28ZM32 202V201H31ZM38 202H39V200H38ZM36 203V202H32V205H34V204ZM31 204V203H30ZM28 205V204H27ZM36 205V204H35ZM38 205V204H37ZM36 205V206H37ZM49 205V204H48ZM67 205V206H66ZM106 205V204H105ZM22 206V207H21ZM35 206V207H36ZM62 206V207H61ZM87 206V207H86ZM22 209H21V208ZM27 207V206H26ZM25 207V208H26ZM33 207V206H32ZM37 207V208H38ZM47 207V206H46ZM46 207H44V208H46ZM86 207V208H85ZM29 208V207H28ZM60 208V209H59ZM84 208V209H83ZM119 207H115V209H116V212H117V209H118ZM19 209H20V211H19ZM27 209V208H26ZM61 210V211H60ZM11 211V212H12ZM104 211V212H103ZM106 211H108V212H110V214L112 215H110V214H107V212ZM21 213H24V214H21ZM28 213V214H27ZM58 214V216H57V214ZM14 214V215H13ZM17 214V213H16ZM36 215V216H34V215ZM99 214V215H98ZM2 215H4V216H2ZM54 215V216H53ZM107 215V216H106ZM110 215V216H109ZM7 216H8V218H7ZM21 216H23V217H21ZM29 216V217H28ZM34 216V217H33ZM42 216V217H41ZM52 216V217H51ZM93 216H94V218H93ZM108 216L109 217H111V220H112V218H113V223H111L110 222V218H108ZM25 217V218H24ZM58 217V218H57ZM103 217H105L104 219H103V221H102V224H105L104 226H106V230L108 231V234H110L108 237H107V235H106V230H105V228H104V226H103V228H102V224H100V220L102 219ZM2 218H4V219H2ZM7 218V219H6ZM27 219V220H26ZM55 219H57V220H55ZM33 220V221H32ZM45 220H47L46 222H47V224L48 223H50L51 221V223H53V225L50 227V225L48 224V225H46V222H45ZM43 221H44V225H45V228L47 227H49V228H52L53 230H51V229H43L42 230V228L44 227V225L42 226V224H43ZM55 221V222H54ZM105 221H107L106 223H105ZM40 223H42V224H40ZM33 225V226H32ZM84 225V226H83ZM112 225H114L113 227H112ZM2 226H4V227H6L7 226V228H5V230L3 231V229H4V227H2ZM62 226V227H61ZM42 227V228H41ZM59 227V228H58ZM87 227H88V229H87ZM118 227V226H117ZM102 229V231H101V229ZM42 231H41V230ZM60 229V230H59ZM86 229H87V231H86ZM98 229V230H97ZM39 230V231H38ZM117 230V231H116ZM41 231V232H40ZM92 231V232H91ZM105 231V232H104ZM28 232V233H27ZM40 232V234H42V236L44 237V238H47L46 236H48L49 238H51L50 240L49 239H47L49 242L47 243V242H44V241H42L44 238L43 237H41V236H39L40 234H38ZM53 232V233H52ZM100 232V233H99ZM33 233V235H31ZM52 233V234H51ZM48 234V235H47ZM115 234H117V235H115ZM46 235V236H45ZM104 235V236H103ZM4 236H6L5 238H4ZM18 236V237H17ZM30 236V237H29ZM55 236H57V238L55 237ZM110 236H111V238H110ZM116 236V237H115ZM32 237V238H31ZM40 237V238H39ZM12 238H13V240H12ZM43 238V239H42ZM40 239H42V240H40ZM108 241H107V240ZM110 239H112L110 242L112 243V246H111V243L109 242V240ZM15 240V241H14ZM46 240V241H47ZM27 241V242H26ZM31 241V242H30ZM16 242V243H15ZM27 243V245H26V243ZM53 242V243H52ZM13 243H15L17 246H13L14 244ZM18 243V244H17ZM28 243H29V245H28ZM73 243V244H72ZM110 243V244H109ZM41 244V245H40ZM43 244V245H42ZM49 244V245H48ZM12 245V246H11ZM34 245H35V247L38 249H36V248H34ZM40 245V246H39ZM52 247H51V246ZM2 246H3V248H2ZM31 246H33L32 248H30ZM42 246V247H41ZM110 246V247H109ZM23 247V248H22ZM113 247V248H112ZM6 248V250L8 249V251H6V250H3V249H5ZM18 248V249H17ZM26 248V249H25ZM30 248V249H29ZM51 248V249H50ZM52 248H54V250L52 249ZM103 248V249H102ZM45 249V250H44ZM102 249V250H101ZM113 249V250H112ZM18 250V252H16V253H12V252H15V251H17ZM33 250H35L36 251V253H38L37 255H36V253L35 254H33V255H35V256H33L30 252H32ZM44 250V251H43ZM118 250V251H117ZM21 251V252H20ZM51 251V252H50ZM111 251V252H110ZM113 251V252H112ZM118 252V253H115V252ZM120 251V252H119ZM34 252V251H33ZM50 252V253H49ZM110 252V253H109ZM41 253V254H40ZM44 253V254H43ZM107 253V254H106ZM22 254V255H21ZM32 255L33 257L31 258L30 257V255ZM118 254V255H117ZM41 255V256H40ZM48 257H47V256ZM72 255V256H71ZM100 255V256H99ZM106 255V256H105ZM108 255V256H107ZM114 255V256H113ZM16 256V255H15ZM105 256V257H104ZM113 258H112V257ZM26 259V261H24L23 259L24 258ZM72 257H74V258H72ZM104 257V258H103ZM109 257H110V259H109ZM71 258V259H70ZM112 258V259H111ZM107 259V260H106ZM145 259V258H144ZM144 259H140L139 258V260L140 261H142V260H144ZM147 259V258H146ZM72 260V261H71ZM130 260V261H129ZM263 260V259H262ZM9 262V263H5V262ZM15 261L13 260V261H11L12 263H10V261L9 260H5V262H3V263H0V264H15ZM47 261H49V262H47ZM76 261V262H75ZM112 263H111V262ZM115 261V262H114ZM145 261H147V260H145ZM144 261V262H145ZM34 262H32V264L34 263ZM144 262H143V264H144ZM19 263H17V264H19ZM34 263V264H35ZM146 263V262H145ZM149 263V262H148ZM28 264V263H27ZM29 264H30V262H29ZM140 264H142V262H140ZM147 264V263H146Z\"/></svg>","mask_w":264,"mask_h":264}]
</instances>
